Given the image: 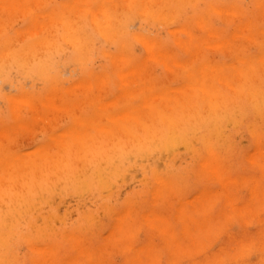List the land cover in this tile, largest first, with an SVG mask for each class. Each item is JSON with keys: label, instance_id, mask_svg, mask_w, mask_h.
I'll use <instances>...</instances> for the list:
<instances>
[{"label": "rangeland", "instance_id": "1", "mask_svg": "<svg viewBox=\"0 0 264 264\" xmlns=\"http://www.w3.org/2000/svg\"><path fill=\"white\" fill-rule=\"evenodd\" d=\"M5 1L0 0V4H1V7H0V25L2 23H4L0 27L1 28L0 34L3 32L2 33L3 35H1L2 38L0 36V63L3 64L2 66L0 64V90H1L0 91L1 92L0 93V106H1L0 107V110H1L0 117H2V118H0V124H1V126H0V138H1L0 153L2 154V157L0 156V185H1L0 186V192H1L0 193V210H1L0 211V218H1L0 219V244H1L0 252L2 253V254L0 253V257L3 256L2 259L0 258V264H6V263L7 264H9V263L10 264H30V263L31 264H46V263L52 264V262H53V264H79V263L80 264H86V262H87V264H94V263L95 264H125L126 260H127L126 264H133V263L138 264V261H140V258H141V263L139 262L140 264H172V263L173 264H195V263L198 264L199 262H200L199 264H203V262H204V264H206V263L209 264V262L212 264H215V263L216 264H264V258H263V256H264V228H262V227H264V170H262L260 172V170L262 168L264 169V167H262V166H264V164H263L264 163V121H263L264 120V113H263L264 112V97H263L264 96V53H263L264 52V48H263L264 47V0H207V1L206 0H167V1L165 0V2L163 0H157V1L156 0H150V1L149 0H138V1L137 0H124V2L120 0L126 6L128 5L127 9H129V10H127L126 7L124 6V4L121 2H120V5L118 2L117 5H119V6H116L115 2H117L119 0H114V1L113 0H111V1L110 0H74V1L73 0H43L44 2L38 0V1H40V3L37 0H36V2H35V0H29V1L27 0L28 4H26L27 3L26 0H18L19 1L18 3H15V2H17V0H15V1L13 0L14 2L12 0L11 1L5 0ZM97 1H99L98 4H97ZM125 1H128V2L125 3ZM132 1H133V3H132ZM139 1L141 2V4L137 3ZM145 1L147 3H145ZM148 1H149V4H148ZM151 1H154L153 3H155V6L152 7V5H154V4H150ZM159 1L160 2L163 1L164 2L163 5ZM21 2H22V5L20 4ZM111 2L112 3L114 2L113 5L111 4ZM12 3H14V4L12 5ZM41 3H44V4L42 5ZM105 3L110 4V6L112 5V8L115 7V11L111 10V7L109 8L108 7L109 5L105 4ZM35 4H38V6H36L37 9L34 6ZM39 4H41V6ZM122 4H123V6H121ZM145 4L147 6L149 5L148 6L149 8ZM160 4L162 5L161 7H160ZM83 5L86 8L83 7ZM28 6H30V9H29L30 12L29 13H27ZM42 6H44L45 8H43ZM96 6L101 10H99ZM102 6H104V7H102ZM133 6H134V8H133ZM139 6L141 7V9ZM144 6H146L148 8V11L144 9L145 8ZM164 6H166L167 10ZM32 7H33V9L34 8L36 9V10H34V11H36V14L34 11H33L34 13L32 12V10H33ZM41 7L43 9H41ZM71 7L73 8V11H72ZM90 7L92 10L90 9ZM106 7H107V9H105ZM135 7H136V9H135ZM214 7H216V9H217V13H216V9ZM18 8L20 9V11ZM102 8H104V9H102ZM117 8H118V10H117ZM122 8H123V10L124 9H126V10L123 11ZM152 8L155 12L152 11ZM169 8H170V10H168ZM13 9H15L14 11L17 10L16 13L14 11H12ZM51 9H52V11H51ZM63 9L65 10V12L67 10L66 13H68V14H66V15L68 18L66 17ZM160 9H163V10H160ZM133 10H135V11L137 10L136 11L137 14H134L135 12ZM156 10L158 12H156ZM18 11H19V13H18ZM23 11L26 13L23 14L24 13ZM138 11H139V13H138ZM145 11H147V12H145ZM166 11L168 12L167 13L168 15L166 14ZM21 12H23V13L20 14ZM47 12H49L51 16H53L55 14L54 17L56 19H58L59 17L60 18L62 17V20L63 19L64 20L63 21L61 20L62 23H60L59 20L57 21L56 19H53L54 17L52 19H49V18H51V16ZM60 12L62 13V15ZM97 12H99L100 15ZM148 12H149V16H148ZM13 13L18 14L19 16L18 15L16 16L14 14V17L15 16L16 17L11 18L12 17L11 15ZM57 13H59V15H56ZM96 13L98 14L97 15L98 18L96 17ZM111 13H113V14H111ZM131 13H132V15H131ZM144 13H147V15ZM154 13H156V14H154ZM169 13H170V15H169ZM218 13H220V14H218ZM46 14L49 15L50 17L45 16ZM74 14H76V15H74ZM80 14H82V15H80ZM164 14H165V16H164ZM23 15H25V16H23ZM34 15L35 16L37 15V18L41 17L40 21L38 20L39 22L37 21L36 22L37 24H35V25H34V22L36 21V17L34 19ZM91 15H92V17H91ZM102 15H103V17H102ZM116 15L117 16L119 15L120 19H119V17L117 18ZM121 15H123L125 18L122 17ZM134 15H136V16H134ZM143 15L147 16L148 19L146 17L144 18ZM154 15H157V16H154ZM22 16L24 19L22 18ZM28 16H30V17H28ZM70 16L72 18L74 16L73 20L71 19ZM75 16H76V18H75ZM167 16H168L169 20H167ZM9 17H10V19H9ZM69 17L71 20L69 19ZM153 17H154V19H153ZM161 17L162 18L164 17V19H162ZM257 17L260 19H258ZM16 18H18V19H16ZM19 18H22V20H19ZM113 18H115V19L113 20ZM199 18H201V19L198 20ZM33 19H34V22L30 21ZM159 19L162 21H160ZM12 20H13V22H11ZM55 20H56V22H55ZM154 20H155V22H154ZM157 20L160 21V24H159V21H157ZM50 21L51 22L53 21L54 25L53 24L51 25V23H49ZM64 21H66V22H64ZM77 21H79V22H77ZM106 21L108 22V24L106 23ZM110 21H112V22L110 23ZM113 21L118 22V26H117V23L113 22ZM156 21H157V24H155ZM195 21H196V23H195ZM6 22H8L10 24L8 28H7L8 23H7V25H5ZM43 22H45V23L43 24ZM71 22H72V27L69 29V28H67V26L68 25L71 26ZM100 22H101V24H100ZM124 22H125V24H127L126 26H125ZM136 22H137V25H136ZM199 22H201V25ZM46 23H49L50 25H48ZM92 23H94L95 25ZM163 23H164V25H163ZM245 23L247 26L245 25ZM27 24H28V26H27ZM32 24H33V28H32ZM99 24L102 25V28H101V26H98ZM128 25H130V26H128ZM4 26H6V27L4 28ZM40 26L41 27L43 26L42 29L44 27L45 28L43 30H41ZM46 26H48L49 28ZM65 26H66V29H65ZM112 26H113V28H112ZM24 27H27V28H24ZM29 27H31L30 32L28 30ZM34 27H35V30H34ZM50 27H51V29H50ZM87 27H89V28H87ZM95 27H96V30L98 32L95 31V29H94ZM99 28H101L100 29L101 32L104 29L106 30V32L101 33ZM175 28H176V30H175ZM239 28H241V29H239ZM68 29L72 33H67V32H69ZM87 29H89L88 30L89 32L87 31ZM110 29L111 30L113 29V30L110 31ZM146 29H147V31H146ZM207 29H208V31H207ZM213 29L216 30L215 33H214V31H211ZM17 30H19V31H17ZM33 30H34V34L32 35L31 31H33ZM37 30H39V31H37ZM40 30L43 32L39 33V32H41ZM81 30H82V33H80ZM118 30H119V32H118ZM20 31L25 33L26 35L21 34V36H20L19 35L21 33ZM27 31H28L29 35H27L28 34ZM36 31H37V33H35ZM51 31H53V32H51ZM113 31L114 32L116 31V32L113 33ZM123 31H124V33H122ZM47 32H49L48 34H50V36L47 35V38H45V36H46L45 34ZM78 32L80 33V35ZM134 32L135 33L138 32V34L143 36L145 39L143 40V37L139 36L137 33L135 35H133ZM63 33L65 35H63ZM74 33L76 34V36L79 35L78 38L77 37L75 38ZM159 33H161V34L163 33L164 35L163 34L161 35ZM81 34H82V36H81ZM31 35H32V37H31ZM42 35H43L42 40H40ZM66 35L68 36L67 39L65 38ZM71 35H73L74 39H76V40H74L73 38H70ZM136 35H138V36H136ZM155 35H156V37H155ZM158 35H160V36H158ZM23 36H25V38ZM87 36H90L91 38L90 37L88 38ZM10 37L13 40H9ZM218 37H221L220 40ZM15 38L16 39L18 38V39L15 40ZM121 38H122V41H121ZM134 38H136V39H134ZM212 38L214 39V41ZM20 39H23V41ZM36 39H38V40H36ZM71 39L76 41L75 44L73 43V45H72V42H74V41H72ZM78 39H80L81 41H78ZM84 39L87 40V43ZM158 39L163 43H158L159 42ZM226 39H228V40H226ZM235 39H236V41H235ZM238 39H239V41H238ZM243 39L246 40L245 43H244ZM248 39H250L252 41H250ZM31 40H32V43H31ZM68 40H70V41H68ZM105 40L108 43H106ZM137 40H139L140 42H137ZM187 40L189 41V43ZM6 41H7V43L8 42L9 43L7 44ZM130 41L132 43H130ZM148 41H149V44H148ZM215 41H216V43H215ZM28 42L31 44H29ZM50 42L54 43V46H52L53 44ZM88 42H90V43L88 44ZM94 42H95V44H93ZM136 42L139 44H137ZM200 42H201V44H199ZM250 42H253V43H250ZM34 43H36V44H34ZM45 43H47V45H50L47 47H50L51 49L47 48L45 46L46 45ZM157 43H158V46H157ZM210 43H212V44H210ZM43 44H45L44 48L46 47L47 50L43 48ZM80 44H81V47H79ZM108 44H110V45L108 46ZM203 44H207V45L205 46ZM33 45L35 46V48H38V51H39L40 46H41V49H40L41 52L39 51L40 54L37 52L36 49H34ZM82 45H84V46H82ZM87 45H89V47H87ZM93 45H95V46L93 47ZM103 45H105V46H103ZM210 45L212 46V48H214V50L211 48ZM214 45H215V47H214ZM225 45L230 46V48L232 50H230V48L229 49L226 48L227 50L224 49V47H227ZM31 46H33V47H31ZM115 46H117V47H115ZM165 46L167 47V49ZM238 46H240V47L238 48ZM21 47H23V48H21ZM197 47H198V49H197ZM25 48L27 50H23ZM118 48H120V49L122 48V49L120 50ZM28 49H30V50H28ZM102 49H103V51H102ZM15 50L18 53L15 54V52H16ZM20 50H23L24 52H22ZM35 50H36V53H33V52H35ZM78 50H79V52H78ZM119 50H120V52H119ZM166 50H168V52ZM186 50H188V51H186ZM13 51H14L15 55H13V53H12ZM42 51H43V53H42ZM44 51L47 53V55L45 54ZM124 51H126V52H124ZM133 51H134V53H133ZM191 51L192 52L196 51V54H199V53L200 54L196 56L195 53L194 52L192 53ZM29 52H30V54L32 53L33 56L38 54L39 56H41V58L38 55L34 56V57H32V55L26 56V55H28ZM115 52H117V53H115ZM22 53H23V55H22ZM136 53H138V54L140 53V55L138 56V54H136ZM151 53L154 55V57H153V55H151V56L149 55ZM80 54L82 56H80ZM116 54H117V57H116ZM122 54H123V57H122ZM251 54H253V55H251ZM17 55H19V58H17L18 57ZM75 55H76V58H75ZM84 55H87V57ZM99 55L100 56L102 55V56L100 57ZM118 55H120L121 57L120 56L118 57ZM175 55H176V57H175ZM259 55H260V57H262L263 63H261V61H258V60H261V59H259L260 58ZM2 56H3V58H1ZM13 56H15V59ZM24 56H26V57H24ZM43 56L45 57V59ZM146 56H147V58H146ZM148 56H150L151 59L148 58ZM235 56H237V57H235ZM67 57H68V59H67ZM179 57H180V59H179ZM190 57H191V60H190ZM12 58L14 60H12ZM22 58H25V59H22ZM117 58L120 60H117ZM187 58H189V59H187ZM192 58H193V60H192ZM241 58H244V59L242 60ZM247 58H249V59H247ZM250 58H251V60H250ZM38 59L41 60L40 62L43 63L44 65L39 63ZM130 59H131V62H130ZM19 60H22V61H20L21 64L26 61L25 64L23 63L24 67H23V64L22 65L19 64L20 66L17 65L19 63L18 62ZM59 60H60V62H59ZM134 60H136V62ZM181 60H182V62H181ZM184 60L185 61L188 60V61H186L188 64L185 63ZM78 61H79V63H78ZM142 61H144L146 64ZM183 61H184V63H183ZM205 61L206 62L210 61L211 63L210 62L206 63ZM58 62L61 65V67H60V65L57 66ZM73 62H76V63L73 64ZM82 62H84V63H82ZM140 62L142 65L140 64ZM151 62H153V63H151ZM225 62H226V65H224ZM30 63H31V65H30ZM77 63H78V65H77ZM120 63H122L121 66L119 65ZM198 63H199V65H198ZM6 64L9 67H5ZM113 64H114V66H113ZM138 64L141 66V68ZM205 64H207V68L205 67L206 66ZM216 64H219V65H216ZM90 65L92 66V68L90 67ZM261 65H263V66H261ZM11 66H13V67H11ZM128 66H129V68H128ZM172 66H174V67H172ZM187 66H188V68H187ZM212 66H214V67L212 68ZM2 67H3V69H2ZM100 67H102V68H100ZM193 67H195V68H193ZM234 67H235V69H233ZM32 68H33V70H32ZM39 68H40V70H39ZM47 69H48V72L45 71ZM213 69L216 72H213L212 71ZM238 69H242L241 72H240V70L238 71ZM63 70H65V72ZM99 70H101V71H99ZM114 70H116V71H114ZM170 70L172 73L170 72ZM201 70L203 71V73L207 71L208 73L207 72L206 73L208 75H204V77H202L203 73H200V72H202ZM236 70L238 71V74H237ZM20 71H22V74ZM29 71H30V74L28 73ZM60 71H61V73H60ZM189 71L191 74L187 73ZM244 71H245V73H244ZM39 72H42V75ZM247 72H249L250 75L247 74ZM47 73H49V74H47ZM216 73H217V75H216ZM218 73H220V75ZM56 74H59V75L56 76ZM94 74H96V75L94 76ZM28 75H30V76H28ZM48 75H50V76H48ZM60 75L63 77V78L61 77L62 80L60 78ZM100 75H103V78H101L102 76L98 78V76H100ZM167 75L169 76V79L167 78ZM170 75H172V76L170 77ZM39 76H41V79L43 78L44 80H40ZM76 76H77V78H76ZM193 76H194V79L196 77H198V79L196 78V80H194ZM245 76H247V77H245ZM252 76L254 77V79ZM71 77H73V78H71ZM90 77H91V79H90ZM94 77H95V79H94ZM142 77L145 80V82L147 83L148 87H144L147 85L145 83H144L145 85L143 84L144 81L142 82ZM146 77L148 79H145ZM200 77L203 78L204 81H201L202 79ZM219 77L223 78L222 83H219V82H221V79H222ZM243 77H245V78H243ZM249 77H252V80L251 79L249 80ZM26 78H28V79H26ZM32 78H33V80H32ZM52 78H53V80H52ZM96 78L99 81H97ZM170 78H172V79H170ZM190 78H192V79L190 80ZM57 79H59V80H57ZM218 79H219V81H218ZM235 79L236 80L238 79V81L242 80L243 82L242 81L241 82L235 81ZM243 79L246 81H244ZM254 80H256V81H254ZM22 81L23 82L27 81V82L23 83ZM53 81H55L56 84L55 83L50 84V82L52 83ZM95 81L98 82L99 85L95 84L96 83ZM103 81H106V82H103ZM206 81H208V84ZM149 82H152L153 84L156 83V84L154 86V85H151L152 83L149 84ZM164 82H166V84H164ZM186 82H188V83L186 84ZM237 82H238V84H241V87H239L240 85H237ZM108 83H109V87L107 86L108 87L107 88L105 84L108 85ZM189 83H190V85H189ZM204 83H206L208 85V86L206 85L207 88L205 87ZM224 83H226V84L224 85ZM86 84H89V85L86 86ZM114 84H116V85H114ZM171 84H173V87ZM54 85H55V87H53ZM56 85H58V86H56ZM120 85H121V87H120ZM184 85H185V87H187L189 85V88L187 87L188 92H185V95H184L183 89L185 91H187V88H185ZM197 85H198V87H197ZM200 85L203 86L202 89L200 88L201 87ZM231 85H232V90L230 91ZM76 86H78V91H76L77 90ZM85 86L88 88H85ZM97 86H98V88H97ZM152 86H154V87L152 88ZM191 86L194 88H192ZM251 86H253V87L251 88ZM11 87H12V89H11ZM27 87L30 89H28ZM89 87H90V89H89ZM95 87L97 89H95ZM138 87H140V88L142 87V88L138 89ZM167 87L169 90L172 87L171 91L168 92V93H170V95H172L175 91H176L175 96L180 94L178 96L182 97L181 94H183V96H184V97H182L183 102H181L182 99H179L180 98L179 97L178 98V100H180L179 104L176 105L175 103L176 102L178 103V101H177V98H174L175 97L174 95H172L170 98L171 102L168 99L170 104L168 101L165 102L167 100V98L169 97V94H167V90H168ZM204 87L206 88L205 90H203ZM15 88H16V90H15ZM31 88H34V89L32 90ZM44 88H46V89H44ZM91 88L93 90L94 89L96 90V91L95 90L93 91L94 94L92 93ZM122 88L123 89L126 88L127 90L124 92L125 89L123 90ZM147 88L149 89V91ZM190 88H192L193 90ZM198 88H200V90ZM213 88H214V90H213ZM255 88L256 89L258 88V91H261L260 92L261 95L259 94V92ZM79 89H80V91H79ZM84 89H87V90H85L86 92L84 91ZM250 89H252V90L250 91ZM37 90H38V92H37ZM57 90H59V91H57ZM99 90H100V92H98ZM131 90H133V91L130 92ZM139 90H140V93H139ZM181 90H182V93H181ZM253 90L254 91L256 90V91L254 92ZM25 91H26V93H24ZM83 91L85 92V94H84L85 96L83 95V93H84ZM101 91H103V92H101ZM203 91H205V92H203ZM209 91H211V92H209ZM126 92H127V95H126ZM153 92H155V93H153ZM201 92H203V93H201ZM247 92L250 93L248 96L251 100L247 97ZM17 93H18V96H20V97L14 96ZM45 93L47 94V97H46ZM49 93H52V94H49ZM88 93H90V95ZM100 93H102V94H100ZM189 93H191V94H189ZM209 93H211V96L205 98L206 97L205 95L208 96ZM212 93L214 94V98L212 97L213 96ZM216 93H218V94H216ZM252 93H255V94H252ZM144 94H146V95H144ZM157 94H158V96H163L165 94L164 97H166L167 95H168V97H166V100L163 97L156 99V101H158V102L154 103L153 102L154 100H152V99L156 98ZM32 95H34V96H32ZM48 95H50V96H48ZM64 95H66V96H64ZM73 95H74V97H72V100H71V96H73ZM143 95H144V97H143ZM149 95L151 98L149 97ZM154 95L156 97H154ZM202 95L204 96V99H203V97H201ZM251 95H252V97H251ZM10 96H13V97H10ZM75 96H77V97L75 98ZM93 96H95V97H93ZM103 96H105V97H103ZM114 96H116V98ZM152 96H153V98H152ZM220 96L221 97L223 96V98L221 99ZM5 97H7V98H5ZM37 97H39L40 99ZM82 97H83V99H82ZM91 97L94 98L95 100L93 101V99ZM172 97L174 98V100L176 99V101H174L173 104H172V102H173ZM13 98H14V101H16V102L12 101ZM17 98H18V100H17ZM47 98H49V101H47L48 100ZM77 98H79V99H77ZM88 98H89V100H88ZM73 99H74V101H73ZM103 99L106 100L107 103L105 101H103ZM113 99H115L116 101L114 102ZM123 99H125V101ZM129 99H131V100L129 101ZM207 99L208 100L211 99L212 100L211 102L215 105V106L213 105L214 108L210 109L212 111L208 110L209 109L208 107H210V106L207 107V103H209L210 100L208 102ZM216 99L217 100L220 99V100H218V102L220 101V103H217ZM25 100H26V102H24ZM56 100H57V102H56ZM64 100L66 102H64ZM78 100H79V105L81 104V102L84 103V104L82 103L83 104L82 107L81 106L79 107ZM108 100H110V101H108ZM146 100H148L147 105L150 104L149 102L154 103L153 105H155L156 103L157 104L159 103L160 106L158 105L157 111L160 113V117H157V113H155L156 110H154L152 108V105L147 106L145 103L143 105V102ZM221 100H222V102H221ZM69 101H73V102H69ZM214 101H216V102H214ZM17 102H19L18 103L19 107L17 106ZM27 102H28V104H27ZM29 102H30V104H29ZM113 102H114V105L116 102H118L116 104L117 106L112 105ZM189 102L191 105L189 104ZM42 103H44L43 106H42ZM46 103H47V105H45ZM69 103L71 105H69ZM95 103H97L98 105ZM165 103H167V104L165 105ZM204 103H206V104L204 105ZM49 104L51 106H49ZM100 104H101V106H100ZM218 104H220V105L222 104V106H219ZM260 104H261V106H259ZM58 105L61 106L62 108H59ZM64 105H66V106H64ZM145 105H146V108H148V109L150 108L149 109L150 112H151V110H154V111H152V113L154 112V115L152 113H148V114H150L151 117L156 116V118H152V120H150L151 117H149V115L146 114L147 112H149V110L144 107ZM156 105H155V107H156ZM167 105H170V106H168V107H170V109L168 107H167L168 109L165 108V110L161 109L163 106L165 107ZM180 105L183 107L181 108ZM209 105H211V107H212V104H209ZM217 105L219 107H217ZM234 105H235V107H234ZM37 106H39L40 108ZM104 106H107V107H104ZM128 106H129V108H128ZM173 106L176 109V110L174 109L176 111V112L174 111L176 114H173V116H172V117H174L175 122H174V120H171V117H170V119L166 117L167 113L172 112V110L174 108ZM184 106L186 108H184ZM195 106H197L198 108ZM241 106H243L242 107L243 109L240 108ZM16 107L21 108V109H18V108L16 109ZM51 107H53V108H51ZM64 107H66L65 112H63L64 110H62ZM97 107L99 110L97 109ZM103 107L105 108L106 111H104V110L102 111V109H104ZM177 107H180L179 113H177V111H178ZM191 107H192V109H190ZM206 107L208 108L207 110H206ZM220 107H221V109H220ZM227 107H228V109H226ZM260 107H261V109H260ZM80 108H81V110H80ZM171 108H172V110H171ZM238 108H239V110H238ZM257 108L260 111H262V109H263L262 116H261V112H259L257 110ZM68 109H69V111H68ZM123 109H125V111ZM214 109L216 111H214ZM66 110L69 112L68 114H66L67 113ZM223 110H224V112H221ZM246 110H247V112H246ZM78 111L80 113H76ZM127 111L128 112L130 111V113L128 115H127V113H128ZM134 111H136V112L134 113ZM163 111L166 113V115L163 113ZM180 111L183 113L184 116L182 115V113ZM187 111L188 112L190 111L191 113L190 112L189 113L192 116H190L189 113H187ZM192 111L196 115V117H194L195 115L192 113ZM227 111H228V113H226ZM231 111H233L232 115H231V113H232ZM2 112H3V114H2ZM113 112H116V114L114 115ZM122 112H125L124 116H123ZM174 112H172V113H174ZM201 112L202 113L205 112V114H202ZM208 112H209V114H208ZM215 112H216L218 117H216V114L215 115L211 114V113H215ZM236 112H238V114ZM14 113H16V114H14ZM118 113H120L123 117H126V115H127L126 118L127 119L129 118V120L124 118V123H127L128 121H130V124L131 123L132 124L131 125L129 123L128 124L130 126L133 125V128L129 127L127 129L126 127L129 126L127 124H126V127H124L125 124L123 126V124H122L123 121H121V120H123V117H121V115ZM185 113H187L188 116H186L187 114L185 115ZM219 113H221L222 115L224 114V115L222 116ZM76 114H78V115H76ZM108 114H109V116H108ZM143 114L147 115L146 121L144 119H142V118L146 119V116L144 117ZM226 114H227V116H226ZM80 115L83 118L86 116L85 118H89V120L85 121L86 119L84 120L81 117L79 118ZM105 115H107L108 118H111V119H108ZM141 115L143 116L142 118H141ZM201 115L203 116V118ZM204 115H206V116H204ZM102 116L104 118H102ZM162 116H164L165 119H164V117L161 118ZM175 116H178L177 117L178 119ZM199 116H201V117H199ZM220 116H222L223 119ZM36 117H38V118L36 119ZM112 117H113V119H112ZM119 117H120V119L122 118L120 121L117 119ZM134 117L136 120L138 117L140 118V121L137 120V122L134 123L135 126L133 124V122L135 121ZM211 117L216 119L215 120L216 125H218V127L220 129H218V130H217V128L214 129L217 126L215 125L214 119H212ZM226 117H227V119H226ZM49 118L52 121L49 120ZM93 118L95 120H98V119L99 120L93 122L94 121V120H92ZM131 118H132L133 122L131 121ZM208 118H210L211 120ZM218 118H219V120H218ZM233 118H234V120L236 119V122H238V123H235ZM5 119L9 120V121H6ZM73 119H75L76 121H74ZM81 119H82V121H80ZM116 119L119 121V122L118 121H116V122H118L119 124L121 122V124H122L121 126L120 125L117 126V129L119 128L120 130L119 129L117 130L116 127L115 128L111 127V126L116 125V122H112L113 120L115 121ZM179 119H180V121H179ZM190 119H192V120H190ZM196 119H198V121ZM257 119H259V120H257ZM26 120H27V122H26ZM44 120H45V122H44ZM125 120H127V122ZM141 120H143V121H141ZM156 120H157V122H156ZM201 120H202V124H200ZM223 120H224V122H223ZM231 120H232L233 124L230 122ZM253 120H256V121H253ZM20 121H21V123H20ZM91 121L93 122L92 125H91ZM105 121L108 122V123L106 122L107 125H105L106 124ZM151 121L152 122L155 121L154 123L156 125L154 123H152ZM172 121H173V124H172ZM211 121H214V122L211 123ZM251 121L254 122V123L252 122L253 125H251ZM6 122L8 123V125ZM15 122H17V123H15ZM82 122L84 123V126H83ZM85 122L87 123V125L85 124ZM139 122H142V123L144 122L145 124L144 123L142 124ZM217 122H218V124H217ZM258 122L261 123L260 127L257 126V125H259ZM4 123H5V125H4ZM113 123H115V125ZM118 123H117V125H118ZM148 123L151 126H149ZM151 123L153 124V127L157 126L156 127L157 129L156 128L153 129ZM164 123H167V124L164 125ZM209 123H210V125H208ZM227 123L229 124V126H227ZM14 124H16V125H14ZM20 124H22V126ZM26 124L27 125L29 124V126H27V127L30 130H28V128L25 126L26 131H24L22 134L21 131H23L25 129L24 125H26ZM70 124H72L73 126L72 125L70 126ZM158 124H160V126H158ZM168 124L170 127L168 126ZM204 124L205 125L207 124L206 125L207 127ZM13 125H14V128H16L14 130V132H17L20 129L19 130L20 133H19V131H18V133H15V134L12 132L13 131ZM80 125H82V126H80ZM89 125H91V127ZM101 125H103V126H101ZM211 125H212V128L210 127ZM233 125H236V127ZM262 125H263V127H261ZM15 126L18 127V130H17V127H15ZM92 126H93V128H92ZM140 126H141V129H140ZM202 126H203V128H202ZM204 126L206 128H209V129L204 128ZM221 126L222 127L224 126V127L221 128ZM225 126H226V128H225ZM246 126H249V127L251 126V127L249 128ZM253 126H254V129H253ZM256 126H257V128L258 127L259 128L257 129ZM64 127H67V129ZM108 127H111V129H113V130H111ZM150 127H152V128H150ZM176 127H178V129H175ZM56 128H58L61 131H59ZM78 128L79 129L81 128L82 130L79 131ZM89 128H91V129H89ZM196 128L198 129L197 130L198 132L196 131ZM68 129H69V131L71 130L70 132H72L74 134L69 133ZM101 129H103V131ZM108 129H110L109 131H111L112 134H110L109 131L108 132L106 131ZM115 129H116V131H115ZM221 129H224V131ZM248 129H249V131H248ZM163 130H164V132H162ZM215 130H217L218 133L220 132L219 133L220 135L217 132H215ZM230 130H231V132H230ZM255 130H256V132H255ZM9 131H11L10 133H13V134H10ZM78 131L81 132V134ZM99 131H100V133H99ZM199 131H200V133H199ZM77 132H78V135L83 136V138H81L82 143L80 141L78 142V140H81V139L79 138L80 136L78 137V135H75V134H77ZM91 132L92 133L95 132L94 135ZM115 132H118V133H115ZM128 132H130V133H128ZM229 132H230V134H229ZM86 133H88L89 135L90 134H92V135L90 137H88L89 135ZM213 133H215V134L213 135ZM221 133H223V134H221ZM225 133H227V134H225ZM202 134L205 136H203ZM16 135H17V137H16ZM68 135H70V136H68ZM71 135H72V137H74V135H75L76 139L78 138V140L76 141L75 138L72 139ZM111 135H112V137H111ZM167 135L169 136V138ZM200 135L202 136V138ZM212 135H213V137H212ZM215 135H217L219 137L216 138ZM225 135H229V138H231V139H229L228 136H225ZM92 136H95V137L97 136L98 138L96 137L97 139L93 140L94 137L92 138ZM117 136H119V137H117ZM6 137H9V138H6ZM85 137H86V139H84ZM187 137H188V139H186ZM126 138H128V140ZM203 138H204V140H203ZM56 139H57V141H56ZM67 139H68V141H67ZM222 139H223V141H222ZM224 139H227V140L224 141ZM85 140H88L89 142L88 141L86 142ZM98 140H100V141H98ZM188 140H189V144H188ZM191 140L193 141V143ZM59 141H63V143H61V144H63L64 147L61 146ZM186 141H187V143H186ZM205 141L207 143L208 142L209 143L207 144ZM45 142L47 144H45ZM160 142H161V144H159ZM194 142H196V143H194ZM221 142H223V144ZM224 142H226V144H224ZM229 142H230V144H228ZM38 143H39V145H37ZM49 143H51L50 145L52 147L49 145ZM55 143H57L56 144L57 147L54 145ZM83 143L86 146H88V145L89 146L86 147ZM108 143H110V144H108ZM190 143H192L193 146L190 145ZM231 143H233V144H231ZM256 143H257V145H256ZM59 144H60V146H59ZM202 144L204 146L205 145L206 146L203 148ZM9 145H10V148H9ZM65 145H66V147H65ZM174 145H176L175 148H174ZM225 145H227L226 146V147H228L227 149H226ZM255 146H257V147L255 148ZM6 147L9 149H7ZM35 147H37V148H35ZM61 147H62V149H61ZM69 147L71 148V150ZM114 147H115V149H114ZM186 147L189 149H187ZM39 148H40V150H39ZM173 148L175 149V151ZM178 148H179V150H178ZM37 149L41 152H39ZM94 149H96V150H94ZM191 149L193 151H191ZM206 149L208 152H206ZM22 150H24V153L31 154V155L23 154ZM27 150H28V152H29V150H31V152H33V153H28V152H26ZM36 150L38 151V153H36V155H34L35 154L34 151H36ZM59 150H60V152L61 151L62 152L60 153ZM111 150H113V151H111ZM185 150H187V151H185ZM50 152H51V154H50ZM54 152H56V153H54ZM168 152H169V154L167 155ZM214 152H215V154H214ZM219 152H220V154H219ZM162 153H163V156H162ZM175 153H177V154H175ZM165 154H166V156L171 155V157L167 158L165 156ZM5 155H7L8 157ZM67 155H69V156L66 157ZM3 156H5L4 158H6V160L3 158ZM143 156L146 158H144ZM147 156H148V158H147ZM18 157H19V159H18ZM57 157H58L59 161L57 160ZM69 157L70 158L72 157L71 158L72 160ZM2 158H3V160H1ZM62 158H64V159H62ZM159 158L161 160H163L164 158H166V159H164L163 163H162L161 160L159 161ZM171 158H173V159H171ZM195 158L197 160H195ZM31 159H33L34 161ZM35 159H36V161H35ZM149 159L151 160L152 164L149 162ZM61 160H63V162ZM214 160L216 161L215 163H217L216 165L214 163ZM167 161H168V163H166ZM258 161L260 162V164H263V165L261 166ZM27 162L29 164H31L32 166L27 164ZM58 162H59V164H58ZM158 162H160L162 164L161 167H158V166H160L159 165L160 163H158ZM202 164H204V165H202ZM213 164L215 165V167H213L214 166ZM256 164L259 166V168H258V166H256V168H255ZM17 165H19V166H17ZM23 165H29L28 167L26 166L28 169L26 167H23ZM162 166H163V168H162ZM193 166H195L196 169H194ZM25 168L27 170H25ZM69 169H70V171H69ZM67 170H68V172H67ZM137 170H139V172ZM182 170H184V171H182ZM194 170L196 172H194ZM2 171L5 172L6 174L3 173ZM63 171L65 174L63 173ZM21 172L24 174H22ZM168 172H170L171 174H169ZM184 172H186L185 175H184ZM193 172L196 173V176H193L194 175ZM256 172H258V173H256ZM27 173H29V174L27 175ZM57 173L60 175H58ZM178 173H180L181 176ZM152 174H153V177H152ZM177 174L179 175L180 179L178 178ZM155 175H156V177H155ZM170 175H171V177H170ZM166 176L168 177V179L171 180V181L169 180L170 182L167 181L168 179H165ZM188 176H190V178H188ZM126 177H129V178L127 179ZM181 177H183V178H181ZM192 177H193L194 181L192 180ZM197 177L199 180L197 179ZM241 178H242V180H241ZM118 179L122 180V181H119ZM141 179H142V181H141ZM181 179H183V180H181ZM195 179H197V180H195ZM159 180H160V182H159ZM172 180H174V182H176V183H174ZM176 180L179 181L178 184H177ZM210 180H211V182H209ZM155 181H157V182H155ZM161 181H163L164 183H165V181H167V182H166V184H164ZM180 181H182V183ZM168 183L171 184L170 187L168 186L169 185ZM183 183H185V184H183ZM186 183L188 185L190 183V185L188 186V185H186ZM201 183H203V184H201ZM24 184H25V186H24ZM148 184H150V185H148ZM154 184H155V186H154ZM162 184L164 185V187ZM181 184L184 186H182ZM158 185H159V187H158ZM172 185H174V187H175L174 188V190H175L174 195L177 194L175 196L173 195L174 190H173V188H171V187H173ZM175 185L176 186L178 185L177 188ZM145 186L147 187V189ZM153 186L155 187L154 190H153V188H154ZM166 186H168L167 190L165 189ZM210 186H212V187H210ZM183 187L184 188L186 187L187 190L184 189ZM156 188H158V190ZM159 188L161 189L162 193H163L162 189H165L164 194H162L160 192H159L160 194H155V193H158L157 191H160ZM170 188H171V190H170ZM123 190H124V192H123ZM168 190H169V192H168ZM182 190H183V192H182ZM171 191H173V192H171ZM252 191H255V192L253 193ZM7 192H9V193H7ZM212 192H213V194H212ZM251 192H252V194H251ZM109 193H110V195H109ZM111 193L113 194V196L111 195ZM182 193H184V194H182ZM210 193H211V195H207ZM151 194H153V195L155 194V195L153 196ZM168 195L170 196V198ZM205 195H207V197ZM81 196H83V198ZM155 196L156 197L162 196V197L161 198L158 197L156 199ZM180 196H182V197L180 198ZM208 196L210 199L208 198ZM228 196H229V198L227 199ZM86 197H88V198H86ZM172 198H174V199H172ZM206 198H208V199H206ZM165 199L168 201H166ZM66 200H68V201H66ZM135 200H137L138 202H135ZM150 200L155 201V204L153 203V201L151 202ZM179 200H181V201H179ZM184 200L185 201L187 200L186 201L187 203ZM195 200H197V203H195L196 202ZM133 201H134V203H137V204L134 205ZM139 201H142V202L139 203ZM198 201H200L201 204L204 203L203 206ZM81 203L84 205H82ZM30 205H32V206L30 207ZM181 205L184 206V208H182ZM35 206L37 207V210H36ZM109 207H111V208H109ZM119 208H120V210H119ZM125 208H126V210H125ZM133 209L135 212L132 211ZM198 209H200V210L198 211ZM28 210L30 212H28ZM114 210H115V212L117 210V212L111 213ZM202 211H204V212H202ZM3 212H4V214L2 215L1 213H3ZM107 212H108V214H107ZM146 212H148V213L150 212V213L148 214ZM189 212L191 213L192 217L194 216L193 217L194 219L190 216ZM199 212H202V213H199ZM184 213H186V214H184ZM192 213L194 215H192ZM197 213H199V215H197ZM20 214H22V215H20ZM110 214H111L112 218L109 217ZM144 214L146 216L142 217V215H144ZM212 214H214V215H212ZM9 215H11L12 218H11V216L9 217ZM134 215H136V216H134ZM148 215H149V217H148ZM154 215L156 216L155 218H154ZM182 215L185 217V219L183 218ZM186 215H189V216L186 217ZM200 215H202V216H200ZM129 216H130V218H128ZM132 216H134V217H132ZM175 216H177V217H175ZM198 216H200V217H198ZM99 217L101 219H98ZM119 217H120V219H118ZM148 218L150 219L149 223H147ZM186 218H187V220H186ZM208 218H209V221H208ZM211 218L213 219V221ZM216 218H218V220ZM61 219H62V221H59ZM200 219H202V221L203 220L205 221V222L203 221L204 226H203V223ZM97 220H98V222H97ZM120 220H124V222L120 221ZM192 220L194 222L195 221H197V222L201 221L202 224L200 223V225H198V223H197L198 229H197L196 224H195L196 222L194 223ZM168 221L169 222L171 221V226L175 230L172 227L171 228L168 227V226H170V225H167L169 223ZM184 221H186V222H184ZM189 221L190 222L192 221V222L189 223ZM106 222L108 224H106ZM122 222H123V224H122ZM206 222H207V224H206L207 226L205 227ZM6 223L8 225H6ZM118 223H120V225L122 224L123 227L118 225ZM11 224L14 227H10ZM104 224H105V226H102ZM134 224H135V226H132ZM3 225H5V226H3ZM174 225H175V227H174ZM188 225H189V227L192 225L193 226L189 228V227H187ZM47 226H49V227H47ZM52 226H54V227L51 228ZM97 226H99V227L97 228ZM110 226L113 228L111 229ZM107 227L109 230H107ZM116 227H119V229ZM121 227L126 229V230L120 229ZM75 228H77V230ZM155 228H157L159 231L155 230ZM176 228H178V229H176ZM191 228L193 231L189 230ZM40 229L41 230L44 229V230L41 232ZM97 229H99V230H97ZM114 229L116 231L115 234L113 233V232H115ZM134 229H135V231H134ZM194 229H195V233H193V234L191 233L192 236H190L189 232L190 231L194 232ZM49 230H51V231H49ZM64 230H66V231H64ZM67 230H68V232H67ZM112 230H113V232H112ZM127 230H129V231L127 232ZM152 230H154V232ZM107 231L112 232L114 235H111L110 232H107ZM121 231L123 233H121ZM244 231H245V234H244ZM4 232H5V234H4ZM39 232H41V233H39ZM44 232H45V236H44ZM62 232H63V234H62ZM69 232H71V233L69 234ZM94 232H95V234H94ZM90 233L92 235H90ZM97 233L98 234L100 233V236ZM128 233H130L131 235ZM152 233H154V235ZM41 234H42V236H41ZM77 234L79 236H77ZM127 234L129 236V238L131 239V240L129 239V241L127 238H124L125 235L127 236ZM132 234L134 237L132 236ZM182 234H183V236H182ZM230 234L232 236H230ZM4 235H7V236L9 235L10 237L8 236V239H7V237ZM22 235H23V238H22ZM61 235L63 237H61ZM75 235H76V237H75ZM51 236L53 237V239ZM70 236H72V237H70ZM96 236L99 238H97ZM115 236H116V240H115L116 243L114 241ZM117 236H119V238H117ZM122 236H124V237L122 238ZM233 236H234V238H232ZM103 237H105V238H103ZM111 237H112V239H111ZM182 237H183L184 241L182 240ZM26 238H28V239H26ZM44 238H46V240ZM94 238H96L98 241H96V239H94ZM161 238H163L164 240ZM108 239H109V241L113 240L112 243L111 242L106 243L105 241H107ZM117 239L120 240V243L121 242L123 243V246H122V243H121V246H116L117 243H118V245H120V243L118 242ZM123 239H124V241H123ZM126 239L128 242L126 241ZM166 239H167V241H166ZM176 239L180 240L181 242L183 241L184 243L183 242L182 243L184 245H182V243L180 241L178 243H174V240H175V242L177 241ZM185 239H186V241H185ZM243 239H245V240H243ZM10 240H11V242H10ZM85 240L87 243L85 242ZM240 240H242V241L240 242ZM74 241H75V243H74ZM103 241L105 243H103ZM132 241H134V242H132ZM168 241L170 242V245H169ZM230 241H232V242H230ZM3 242H5L6 244ZM37 242H38V244H37ZM109 243H111L110 245H112V246H110ZM126 243H129L130 245L128 244V246H127ZM32 244L34 246H32ZM88 244H89V247H88ZM99 244L100 245L104 244V245L100 246ZM148 244H150L151 246ZM106 245L112 247V248L109 247L111 250H109ZM124 245H125V247H127V248L129 247V248L126 249V252L123 253L122 251L125 250V249H123V248H125ZM39 246H41V247H39ZM51 246H53V247H51ZM85 246H87L88 249L83 248ZM104 246H105V248H103ZM143 246L146 248H144ZM147 246L148 247L150 246V248H148ZM44 247H46L47 250L44 249ZM55 247L57 249H55ZM81 247L83 248V250ZM182 247H183V250L180 249ZM51 248H53V249H51ZM73 248L76 250V252ZM79 248H81L80 250H82V251H80ZM141 248H144L145 251L146 250L147 251L145 252L144 249H141ZM77 249L80 251V253L82 255L79 253V251ZM112 249H114V250H112ZM178 249L180 251L179 252L180 254H178ZM52 250H53V253H54V251H56L55 257H54V255L52 256ZM91 250H94L95 253L97 252L96 253L97 255L94 254V252ZM106 250L109 254L106 252ZM118 250L119 251L122 250L121 251L122 254ZM134 250H136V251L133 252ZM173 250H174V252L171 253V251H173ZM141 251H143V252H141ZM169 251H170V253H169ZM74 252L77 254H75ZM87 252L88 253L90 252V254H88ZM136 252L138 254H140V255L137 254L138 259L135 255ZM128 253H131V254H128ZM188 253H191L193 256L191 254L188 255ZM218 253H220V254H218ZM39 254H41V255H39ZM105 254H106V256H104ZM145 254H146V258H145ZM5 255H6V258H4ZM11 255H12V257H11ZM87 255H88V258H87ZM91 255L93 257H91ZM102 255L106 258V260H105V258L102 257ZM132 255H135V256H132ZM213 255H215V256H213ZM48 256H50L49 259L52 257L50 260L51 263L49 261H47ZM74 256H75V258H73ZM129 256H130V258H129ZM53 257H54V259H53ZM89 257H91V258H89ZM98 257H99V260L97 259ZM33 258L35 259V261ZM41 258H42V260H41ZM81 258L84 260H82ZM112 258H113V260H112ZM177 258H178V260H177ZM211 258H213V259H211ZM220 258H221V260H219ZM14 259H17V260H15L16 262H14ZM31 259H33V260L31 261ZM52 259H53V261H52ZM89 259L90 260L92 259V260L90 261ZM146 259H149V260L146 261ZM88 260L90 262H88ZM143 260L145 261V263H142V262H144ZM173 260H175V261H173ZM3 261L6 263H4ZM8 261H10V262H8ZM108 261H110V262L108 263ZM82 262H84V263H82Z\"/></svg>", "mask_w": 264, "mask_h": 264}, {"label": "bare ground", "instance_id": "2", "mask_svg": "<svg viewBox=\"0 0 264 264\" xmlns=\"http://www.w3.org/2000/svg\"><path fill=\"white\" fill-rule=\"evenodd\" d=\"M1 1H5V0H1ZM10 1H11V0H10ZM12 1H13V0H12ZM14 1H15V0H14ZM14 1H13V2H14ZM28 1H29V0H28ZM37 1H38V0H37ZM40 1L44 2L43 0H40ZM40 1H38V2L40 3ZM73 1H74V0H73ZM110 1H111V0H110ZM113 1H114V0H113ZM121 1L124 2V0H121ZM121 1L119 0V1L115 2V3H116L115 5H116V6H119ZM137 1H138V0H137ZM149 1H150V0H149ZM149 1H148V4H149ZM156 1H157V0H156ZM163 1L165 2V0H163ZM163 1H162V2L159 1V2L163 5V3H164ZM166 1H167V0H166ZM206 1H207V0H206ZM5 2H6V1H5ZM18 2H19V1L17 0V2H15V3H18ZM26 2H27V0H26ZM31 2H32V1H31ZM35 2H36V0H35ZM38 2H37V3H38ZM98 2H99V1H97V4H98ZM118 2H119V5H117ZM123 2H121V3H123ZM126 2H128V1H125V3H126ZM143 2H144V1H143ZM153 2H154V1H151V2H150V4H154V5H152V7L155 6V3H153ZM169 2H170V1H169ZM103 3H104V2H103ZM113 3H114V2H113ZM113 3L111 2L112 5H113ZM132 3H133V1H132ZM137 3L141 4L140 1L137 2ZM145 3H147V2L145 1ZM182 3H183V2H182ZM13 4H14V3H12V5H13ZM20 4L22 5V2H21ZM20 4H19V5H20ZM23 4H24V3H23ZM26 4H28V2H27ZM41 4L43 5L44 3H41ZM41 4H39V5L41 6ZM49 4H50V3H49ZM101 4H102V3H101ZM105 4H108V3H105ZM123 4H124V3H123ZM123 4H122L121 6H123ZM156 4H157V3H156ZM161 4H160V7L162 6ZM166 4H167V3H166ZM199 4H200V3H199ZM10 5H11V4H10ZM92 5H93V4H92ZM102 5H103V4H102ZM108 5H109V6H108L109 8L111 7V10H114V11H115V7L112 8V5H111V6H110V4H108ZM145 5H146V4H145ZM215 5H216V4H215ZM8 6H9V5H8ZM34 6L36 7V6H38V4H35ZM34 6H33V7H34ZM45 6H46V5H45ZM124 6H125L126 9H127V6H128V5L126 6V5L124 4ZM146 6H147V5H146ZM146 6H144V7H145L144 9L148 11V8H149L148 6H149V5L147 6L148 8H147ZM169 6H170V5H169ZM173 6H174V5H173ZM0 7H1V4H0ZM33 7H32V9H33ZM42 7L45 8L44 6H42ZM42 7H41V9H43ZM83 7H85V6L83 5ZM92 7H93V6H92ZM96 7H97V6H96ZM96 7H95V8H96ZM102 7H104V6H102ZM139 7H140V6H139ZM160 7H159V8H160ZM164 7L166 8V6H164ZM171 7H172V6H171ZM201 7H202V6H201ZM2 8H3V7H2ZM20 8H21V7H20ZM25 8H26V7H25ZM38 8H39V7H38ZM69 8H70V7H69ZM71 8H72V7H71ZM80 8H81V7H80ZM80 8H79V9H80ZM85 8H86V7H85ZM97 8H98V7H97ZM133 8H134V6H133ZM157 8H158V7H157ZM157 8H156V9H157ZM165 8H164V9H165ZM214 8L216 9V7H214ZM220 8H221V7H220ZM18 9H19V8H18ZM23 9H24V8H23ZM23 9H22V10H23ZM29 9H30V6H28V8H27V10H28L27 13L30 12ZM36 9H37V7H36ZM36 9L34 8V9L32 10V12H33L34 10H36ZM39 9H40V8H39ZM90 9H91V7H90ZM98 9H99V8H98ZM102 9H104V8H102ZM105 9H107V7H106ZM126 9H124V10H126ZM130 9H131V8H130ZM135 9H136V7H135ZM140 9H141V7H140ZM154 9H155V8H154ZM226 9H227V8H226ZM4 10H5V9H4ZM14 10H15V9H13L12 11H14ZM25 10H26V9H25ZM44 10H45V9H44ZM74 10H75V9H74ZM91 10H92V9H91ZM99 10H101V9H99ZM117 10H118V8H117ZM122 10H123V8H122ZM124 10H123V11H124ZM127 10H129V9H127ZM150 10H151V9H150ZM160 10H163V9H160ZM166 10H167V8H166ZM168 10H170V8H169ZM211 10H212V9H211ZM16 11H17V10H16ZM16 11H14V12L16 13ZM19 11H20V9H19ZM19 11H18V13H19ZM42 11H43V10H42ZM46 11H47V10H46ZM51 11H52V9H51ZM63 11H64L65 15L68 14V13H66L67 10H66V12H65V10L63 9ZM72 11H73V8H72ZM84 11H85V10H84ZM120 11H121V10H120ZM123 11H122V12H123ZM133 11L135 12L134 14H137V13H136L137 10H136V11L133 10ZM147 11H145V12H147ZM152 11H154L153 8H152ZM174 11H175V10H174ZM220 11H221V10H220ZM224 11H225V10H224ZM229 11H230V10H229ZM23 12H24V11H23ZM23 12H21L20 14H22ZM34 12H35V14H36V11H34ZM34 12H33V13H34ZM40 12H41V11H40ZM49 12H50V11H49ZM49 12H47V13L50 15ZM82 12H83V11H82ZM116 12H117V11H116ZM118 12H119V11H118ZM127 12H128V11H127ZM150 12H151V11H150ZM154 12H155V11H154ZM156 12H158V11L156 10ZM221 12H222V11H221ZM226 12H227V11H226ZM15 13H13V14L11 15V16H12L11 18H15V17L18 15V14H15ZM25 13H26V12H24L23 14H25ZM60 13H61V12H60ZM97 13L99 14V12H97ZM97 13H96V17H97V15H98ZM124 13H125V12H124ZM128 13H129V12H128ZM138 13H139V11H138ZM164 13H165V12H164ZM167 13H168V12L166 11V14H167ZM216 13H217V9H216ZM224 13H225V12H224ZM14 14L16 15L15 17H14ZM51 14H52V13H51ZM78 14H79V13H78ZM92 14H93V13H92ZM111 14H113V13H111ZM121 14H122V13H121ZM126 14H127V13H126ZM144 14L147 15V13H144ZM150 14H151V13H150ZM154 14H156V13H154ZM158 14H159V13H158ZM172 14H173V13H172ZM218 14H220V13H218ZM232 14H233V13H232ZM9 15H10V14H9ZM26 15H27V14H26ZM49 15L46 14L45 16H49ZM56 15H59V13H57ZM61 15H62V13H61ZM61 15H60V16H61ZM74 15H76V14H74ZM80 15H82V14H80ZM99 15H100V14H99ZM131 15H132V13H131ZM131 15H130V16H131ZM167 15H168V14H167ZM169 15H170V13H169ZM227 15H228V14H227ZM235 15H236V14H235ZM18 16H19V15H18ZM23 16H25V15H23ZM23 16H22V18H23ZM30 16H31V15H30ZM30 16H28V17H30ZM45 16H44V17H45ZM50 16H51V15H50ZM50 16H49V17H50ZM54 16H55V14H54L53 16H51V18H49V19H52ZM63 16H64V15H63ZM109 16H110V15H109ZM116 16H117V15H116ZM116 16H115V17H116ZM121 16L124 17L123 15H121ZM134 16H136V15H134ZM148 16H149V12H148ZM154 16H157V15H154ZM164 16H165V14H164ZM172 16H173V15H172ZM177 16H178V15H177ZM224 16H225V15H224ZM233 16H234V15H233ZM20 17H21V16H20ZM31 17H32V16H31ZM35 17H36V21L34 22ZM39 17H40V16H39ZM56 17H57V16H56ZM66 17H67V15H66ZM66 17H65V18H66ZM70 17H71V16H70ZM70 17H69V19H70ZM91 17H92V15H91ZM93 17H94V16H93ZM102 17H103V15H102ZM118 17H119V19H120V16H119V15L117 16V18H118ZM126 17H127V16H126ZM138 17H139V16H138ZM143 17H144V18H145V17L147 18V16H145V15H143ZM169 17H170V16H169ZM174 17H175V16H174ZM205 17H206V16H205ZM226 17H227V16H226ZM22 18H19V20H22ZM40 18H41V17H40ZM40 18H37V15H36V16L34 15V19H33V20H30V21H33V22H34V25H35V24H37L36 22H37L38 20L40 21ZM67 18H68V17H67ZM73 18H74V16H73ZM73 18L71 17L72 20H73ZM75 18H76V16H75ZM94 18H95V17H94ZM94 18H93V19H94ZM97 18H98V17H97ZM117 18H116V19H117ZM124 18H125V17H124ZM124 18H123V19H124ZM127 18H128V17H127ZM155 18H156V17H155ZM161 18H162V17H161ZM257 18H258V17H257ZM7 19H8V18H7ZM9 19H10V17H9ZM9 19H8V20H9ZM16 19H18V18H16ZM16 19H15V20H16ZM23 19H24V18H23ZM29 19H30V18H29ZM53 19H56V18L54 17ZM69 19H68V20H69ZM71 19H70V20H71ZM77 19H78V18H77ZM99 19H100V18H99ZM114 19H115V18H113V20H114ZM137 19H138V18H137ZM147 19H148V18H147ZM153 19H154V17H153ZM162 19H164V17H163ZM200 19H201V18H199L198 20H200ZM205 19H206V18H205ZM217 19H218V18H217ZM258 19H260V18H258ZM15 20H14V21H15ZM26 20H27V19H26ZM43 20H44V19H43ZM56 20H57V21L59 20V22L62 23V22H61L62 17H61V18L59 17V18L56 19ZM56 20H55V22H56ZM63 20H64V19H63ZM63 20H62V21H63ZM68 20H67V21H68ZM97 20H98V19H97ZM124 20H125V19H124ZM139 20H140V19H139ZM150 20H151V19H150ZM159 20H160V19H159ZM159 20H157V21H159ZM167 20H169L168 16H167ZM189 20H190V19H189ZM9 21H10V20H9ZM9 21H8V22H9ZM24 21H25V20H24ZM39 21H38V22H39ZM44 21H45V20H44ZM48 21H49V20H48ZM53 21H54V20H53ZM53 21H52V22L50 21L49 23H51V25H52V24L54 25ZM79 21H80V20H79ZM79 21H77V22H79ZM104 21H105V20H104ZM117 21H118V20H117ZM157 21H156L155 24H157ZM160 21H162V20H160ZM160 21H159V24H160ZM163 21H164V20H163ZM173 21H174V20H173ZM4 22H5V21H4ZM8 22H6L5 25H7ZM11 22H13V20H12ZM22 22H23V21H22ZM64 22H66V21H64ZM87 22H88V21H87ZM91 22H92V21H91ZM93 22H94V21H93ZM111 22H112V21H110V23H111ZM113 22H116V21H113ZM125 22H126V21H125ZM125 22H124V24H125ZM154 22H155V20H154ZM164 22H165V21H164ZM168 22H169V21H168ZM15 23H16V22H15ZM44 23H45V22H43V24H44ZM49 23H46V24L50 25ZM57 23H58V22H57ZM60 23H59V24H60ZM106 23L108 24L107 21H106ZM110 23H109V24H110ZM116 23H117V26H118V22H116ZM126 23H127V22H126ZM173 23H174V22H173ZM195 23H196V21H195ZM199 23H200V25H201V22H199ZM203 23H204V22H203ZM203 23H202V24H203ZM2 24H4V23H2ZM2 24L0 25V27L2 26ZM25 24H26V23H25ZM25 24H24V25H25ZM66 24H67V23H66ZM79 24H80V23H79ZM92 24H94V23H92ZM100 24H101V22H100ZM100 24H99L98 26H101V28H102V25H100ZM107 24H106V25H107ZM124 24H123V25H124ZM134 24H135V23H134ZM134 24H133V25H134ZM165 24H166V23H165ZM170 24H171V23H170ZM188 24H189V23H188ZM9 25H10V24L8 23L7 28L9 27ZM14 25H15V24H14ZM67 25H68V24H67ZM73 25H74V24H73ZM90 25H91V24H90ZM94 25H95V24H94ZM110 25H111V24H110ZM112 25H113V24H112ZM115 25H116V24H115ZM126 25H127V24H125V26H126ZM133 25H132V26H133ZM136 25H137V22H136ZM145 25H146V24H145ZM163 25H164V23H163ZM193 25H194V24H193ZM245 25H246V23H245ZM12 26H13V25H12ZM22 26H23V25H22ZM27 26H28V24H27ZM62 26H63V25H62ZM74 26H75V25H74ZM88 26H89V25H88ZM119 26H120V25H119ZM128 26H130V25H128ZM170 26H171V25H170ZM177 26H178V25H177ZM246 26H247V25H246ZM5 27H6V26H4V28H5ZM40 27H41V26H40ZM42 27H43V26H42ZM42 27H41V30H43V29L45 28V27H44V28L42 29ZM46 27H48V26H46ZM71 27H72V22H71V26L68 25L67 28L70 29ZM83 27H84V26H83ZM92 27H93V26H92ZM172 27H173V26H172ZM184 27H185V26H184ZM198 27H199V26H198ZM201 27H202V26H201ZM260 27H261V26H260ZM4 28H3V29H4ZM24 28H27V27H24ZM32 28H33V24H32ZM48 28H49V27H48ZM48 28H47V29H48ZM87 28H89V27H87ZM101 28H99V30H100ZM104 28H105V27H104ZM104 28H103V29H104ZM112 28H113V26H112ZM155 28H156V27H155ZM178 28H179V27H178ZM181 28H182V27H181ZM243 28H244V27H243ZM243 28H242V29H243ZM258 28H259V27H258ZM22 29H23V28H22ZM30 29H31V27H29V29H28L29 32H30ZM47 29H46V30H47ZM50 29H51V27H50ZM50 29H49V30H50ZM65 29H66V26H65ZM69 29H68L69 32H67V33H72V32H70ZM94 29H95V31H97V30H96V27H95ZM105 29H106V28H105ZM105 29H104L102 32L105 33V32H106ZM117 29H118V28H117ZM121 29H122V28H121ZM137 29H138V28H137ZM170 29H171V28H170ZM202 29H203V28H202ZM239 29H241V28H239ZM0 30H1V28H0ZM12 30H13V29H12ZM26 30H27V29H26ZM34 30H35V27H34ZM34 30L31 31V34H32V35L34 34ZM41 30H40V31H41ZM88 30H89V29H87V31H88ZM112 30H113V29H112ZM112 30L110 29V31H112ZM114 30H115V29H114ZM143 30H144V29H143ZM175 30H176V28H175ZM179 30H180V29H179ZM179 30H178V31H179ZM183 30H184V29H183ZM186 30H187V29H186ZM190 30H191V29H190ZM244 30H245V29H244ZM256 30H257V29H256ZM17 31H19V30H17ZM21 31H22V30H21ZM21 31H20V32H21ZM37 31H39V30H37ZM37 31H36L35 33H37ZM116 31H117V30H116ZM116 31H115V32H116ZM146 31H147V29H146ZM207 31H208V29H207ZM211 31H214V33L216 32V30H214V29L211 30ZM1 32H2V31H1ZM42 32H43V31H41V32H39V33H42ZM51 32H53V31H51ZM51 32H50V33H51ZM88 32H89V31H88ZM97 32H98V31H97ZM100 32H101V30H100ZM102 32H101V33H102ZM115 32L113 31V33H115ZM118 32H119V30H118ZM179 32H180V31H179ZM189 32H190V31H189ZM196 32H197V31H196ZM230 32H231V31H230ZM2 33H3V32H2ZM2 33L0 34V36L3 35ZM6 33H7V32H6ZM17 33H18V32H17ZM27 33H28V31H27ZM48 33H49V32H47V33L45 34V35H46L45 38H47V35L50 36V34H48ZM67 33H66V34H67ZM78 33H79V32H78ZM80 33H82V30H81ZM80 33H79V35H80ZM94 33H95V32H94ZM111 33H112V32H111ZM122 33H124V31H123ZM136 33L138 34V32H136ZM136 33L134 32L133 35H135ZM142 33H143V32H142ZM150 33H151V32H150ZM212 33H213V32H212ZM260 33H261V32H260ZM21 34H22V35H23V34L26 35V34L23 33V32H21L19 35L21 36ZM74 34H75V33H74ZM88 34H89V33H88ZM90 34H91V33H90ZM96 34H97V33H96ZM128 34H129V33H128ZM148 34H149V33H148ZM157 34H158V33H157ZM159 34H161V33H159ZM162 34H163V33H162ZM162 34H161V35H162ZM182 34H183V33H182ZM194 34H195V33H194ZM206 34H207V33H206ZM10 35H11V34H10ZM13 35H14V34H13ZM16 35H17V34H16ZM27 35H29V33H28ZM32 35H31V37H32ZM63 35H65V34L63 33ZM79 35L76 36V34H75L74 36H75V38H76V37L78 38ZM97 35H98V34H97ZM101 35H102V34H101ZM101 35H100V36H101ZM108 35H109V34H108ZM129 35H130V34H129ZM129 35H128V36H129ZM138 35L141 36L140 34H138ZM138 35H136V36H138ZM152 35H153V34H152ZM163 35H164V34H163ZM186 35H187V34H186ZM61 36H62V35H61ZM66 36H67V35H66ZM66 36H65V38L67 39L68 36H67V37H66ZM81 36H82V34H81ZM81 36H80V37H81ZM148 36H149V35H148ZM158 36H160V35H158ZM173 36H174V35H173ZM175 36H176V35H175ZM187 36H188V35H187ZM193 36H194V35H193ZM193 36H192V37H193ZM23 37L25 38V36H23ZM42 37H43V35L41 36V39H40V40H42ZM69 37H70V36H69ZM84 37H85V36H84ZM87 37L89 38L90 36H87ZM125 37H126V36H125ZM125 37H124V38H125ZM132 37H133V36H132ZM141 37H143V36H141ZM155 37H156V35H155ZM169 37H170V36H169ZM222 37H223V36H222ZM1 38H2V36H1ZM20 38H21V37H20ZM39 38H40V37H39ZM62 38H63V37H62ZM70 38H73V39H74L73 35H71ZM70 38H69V39H70ZM81 38H82V37H81ZM90 38H91V37H90ZM92 38H93V37H92ZM102 38H103V37H102ZM122 38H123V37H122ZM122 38H121V41H122ZM139 38H140V37H139ZM163 38H164V37H163ZM183 38H184V37H183ZM186 38H187V37H186ZM218 38H219V40H220L221 37H218ZM236 38H237V37H236ZM8 39H9V38H8ZM17 39H18V38H17ZM17 39L15 38V40H17ZM50 39H51V38H50ZM73 39H71V40H72V41L76 40V39H74V40H73ZM115 39H116V38H115ZM134 39H136V38H134ZM141 39H142V38H141ZM144 39H145V38L143 37V40H144ZM161 39H162V38H161ZM204 39H205V38H204ZM212 39H213V38H212ZM245 39H246V38H245ZM245 39H243V40H244V43H245V41H246ZM3 40H4V39H3ZM3 40H2V41H3ZM9 40H13V39H11V37H10ZM15 40H14V41H15ZM20 40L23 41V39H20ZM36 40H38V39H36ZM44 40H45V39H44ZM84 40H85V39H84ZM93 40H94V39H93ZM116 40H117V39H116ZM158 40H159V39H158ZM223 40H224V39H223ZM226 40H228V39H226ZM248 40H250V39H248ZM4 41H5V40H4ZM25 41H26V40H25ZM29 41H30V40H29ZM33 41H34V40H33ZM68 41H70V40H68ZM78 41H81V40L78 39ZM85 41H86V43H87V40H85ZM118 41H119V40H118ZM121 41H120V42H121ZM128 41H129V40H128ZM150 41H151V40H150ZM187 41H188V40H187ZM204 41H205V40H204ZM213 41H214V39H213ZM235 41H236V39H235ZM238 41H239V39H238ZM250 41H252V40H250ZM253 41H254V40H253ZM19 42H20V41H19ZM44 42H45V41H44ZM75 42H76V41L72 42V45H73V43L75 44ZM105 42H106V40H105ZM137 42H140V41L137 40ZM137 42H136V43H137ZM152 42H153V41H152ZM164 42H165V41H164ZM170 42H171V41H170ZM185 42H186V41H185ZM6 43H7V41H6ZM8 43H9V42H8ZM8 43H7V44H8ZM28 43H29V42H28ZM28 43H27V44H28ZM31 43H32V40H31ZM31 43H29V44H31ZM47 43H48V42H47ZM47 43H45L46 45L43 44V48H44V45H45L46 47H47V46H50V45H47ZM50 43H52V42H50ZM67 43H68V42H67ZM70 43H71V42H70ZM89 43H90V42H88V44H89ZM106 43H108V42H106ZM130 43H132V42L130 41ZM141 43H142V42H141ZM143 43H144V42H143ZM158 43H163V42H161V41L159 40ZM158 43H157V46H158ZM171 43H172V42H171ZM188 43H189V41H188ZM215 43H216V41H215ZM215 43H214V44H215ZM232 43H233V42H232ZM246 43H247V42H246ZM250 43H253V42H250ZM10 44H11V43H10ZM12 44H13V43H12ZM22 44H23V43H22ZM34 44H36V43H34ZM48 44H49V43H48ZM52 44H53V45H52ZM52 44H51V45L54 46V43H52ZM68 44H69V43H68ZM93 44H95V42H94ZM118 44H119V43H118ZM137 44H139V43H137ZM148 44H149V41H148ZM166 44H167V43H166ZM186 44H187V43H186ZM199 44H201V42H200ZM210 44H212V43H210ZM16 45H17V44H16ZM16 45H15V46H16ZM109 45H110V44H108V46H109ZM126 45H127V44H126ZM142 45H143V44H142ZM153 45H154V44H153ZM167 45H168V44H167ZM188 45H189V44H188ZM203 45L206 46L207 44H203ZM208 45H209V44H208ZM12 46H13V45H12ZM33 46H34V45H33ZM33 46H31V47H33ZM82 46H84V45H82ZM94 46H95V45H93V47H94ZM103 46H105V45H103ZM103 46H102V47H103ZM130 46H131V45H130ZM157 46H156V47H157ZM170 46H171V45H170ZM210 46H211V45H210ZM222 46H223V45H222ZM225 46H227V45H225ZM5 47H6V46H5ZM7 47H8V46H7ZM9 47H10V46H9ZM24 47H25V46H24ZM28 47H29V46H28ZM46 47H45L44 49H46ZM79 47H81V44L79 45ZM87 47H89V45H87ZM96 47H97V46H96ZM115 47H117V46H115ZM128 47H129V46H128ZM141 47H142V46H141ZM165 47H166V46H165ZM174 47H175V46H174ZM180 47H181V46H180ZM185 47H186V46H185ZM214 47H215V45H214ZM239 47H240V46H238V48H239ZM21 48H23V47H21ZM29 48H30V47H29ZM47 48H50V47H47ZM105 48H106V47H105ZM168 48H169V47H168ZM183 48H184V47H183ZM192 48H193V47H192ZM209 48H210V47H209ZM211 48H212V46H211ZM221 48H222V47H221ZM226 48L229 49L230 46L224 47V49H226ZM263 48H264V47H263ZM14 49H15V48H14ZM19 49H20V48H19ZM34 49H36L37 52L39 53V51H40V49H41V46H40L39 51H38V48H35V46H34ZM34 49H33V50H34ZM50 49H51V48H50ZM82 49H83V48H82ZM82 49H81V50H82ZM98 49H99V48H98ZM106 49H107V48H106ZM118 49H120V48H118ZM121 49H122V48H121ZM121 49H120V50H121ZM134 49H135V48H134ZM146 49H147V48H146ZM153 49H154V48H153ZM166 49H167V47H166ZM176 49H177V48H176ZM185 49H186V48H185ZM197 49H198V47H197ZM212 49L214 50V48H212ZM227 49H226V50H227ZM23 50H27V49L25 48V49H23ZM23 50H20V51L24 52ZM28 50H30V49H28ZM36 50H35V52H33V53H36ZM46 50H47V49H46ZM48 50H49V49H48ZM81 50H80V51H81ZM107 50H108V49H107ZM120 50H119V52H120ZM129 50H130V49H129ZM183 50H184V49H183ZM219 50H220V49H219ZM230 50H232V49L230 48ZM256 50H257V49H256ZM15 51H16V50H15ZM53 51H54V50H53ZM102 51H103V49H102ZM102 51H101V52H102ZM109 51H110V50H109ZM122 51H123V50H122ZM130 51H131V50H130ZM155 51H156V50H155ZM166 51L168 52V50H166ZM186 51H188V50H186ZM197 51H198V50H197ZM221 51H222V50H221ZM30 52H31V51H30ZM30 52H29L28 55H26V56L32 55V53L30 54ZM40 52H41V51H40ZM44 52H45V51H44ZM73 52H74V51H73ZM78 52H79V50H78ZM101 52H100V53H101ZM112 52H113V51H112ZM124 52H126V51H124ZM131 52H132V51H131ZM156 52H157V51H156ZM159 52H160V51H159ZM162 52H163V51H162ZM191 52H192V51H191ZM193 52L195 53L196 56L200 54V53H199V54H196V51H193ZM193 52H192V53H193ZM225 52H226V51H225ZM228 52H229V51H228ZM228 52H227V53H228ZM12 53H13V55H15V54L18 53V52L16 51L15 54H14V51H13ZM20 53H21V52H20ZM42 53H43V51H42ZM80 53H81V52H80ZM106 53H107V52H106ZM115 53H117V52H115ZM133 53H134V51H133ZM147 53H148V52H147ZM237 53H238V52H237ZM239 53H240V52H239ZM241 53H242V52H241ZM263 53H264V52H263ZM39 54H40V53H39ZM45 54L47 55L46 52H45ZM62 54H63V53H62ZM84 54H85V53H84ZM87 54H88V53H87ZM93 54H94V53H93ZM111 54H112V53H111ZM136 54H138V53H136ZM218 54H219V53H218ZM20 55H21V54H20ZM22 55H23V53H22ZM37 55H38V54H36V55H34V56H37ZM41 55H42V54H41ZM43 55H44V54H43ZM139 55H140V53L138 54V56H139ZM149 55L151 56V55H153V54L151 53V54H149ZM168 55H169V54H168ZM168 55H167V56H168ZM251 55H253V54H251ZM17 56H18L17 58H19V55H17ZM26 56H24V57H26ZM34 56L32 55V57H34ZM38 56H39V55H38ZM80 56H82V55L80 54ZM84 56L87 57V55H84ZM99 56H100V55H99ZM101 56H102V55H101ZM101 56H100V57H101ZM114 56H115V55H114ZM119 56H120V55H118V57H119ZM133 56H134V55H133ZM150 56H148V58H150ZM172 56H173V55H172ZM196 56H195V57H196ZM216 56H217V55H216ZM216 56H215V57H216ZM239 56H240V55H239ZM13 57H14V59H15V56H13ZM22 57H23V56H22ZM39 57L41 58V56H39ZM43 57H44V56H43ZM49 57H50V56H49ZM104 57H105V56H104ZM108 57H109V56H108ZM116 57H117V54H116ZM120 57H121V56H120ZM122 57H123V54H122ZM153 57H154V55H153ZM164 57H165V56H164ZM164 57H163V58H164ZM173 57H174V56H173ZM175 57H176V55H175ZM181 57H182V56H181ZM235 57H237V56H235ZM259 57H260V55H259ZM1 58H3V56H2ZM27 58H28V57H27ZM58 58H59V57H58ZM72 58H73V57H72ZM72 58H71V59H72ZM75 58H76V55H75ZM81 58H82V57H81ZM84 58H85V57H84ZM135 58H136V57H135ZM139 58H140V57H139ZM146 58H147V56H146ZM238 58H239V57H238ZM238 58H237V59H238ZM251 58H252V57H251ZM251 58H250V60H251ZM14 59L12 58V60H14ZM22 59H25V58H22ZM33 59H34V58H33ZM33 59H32V60H33ZM44 59H45V57H44ZM67 59H68V57H67ZM127 59H128V58H127ZM150 59H151V58H150ZM150 59H149V60H150ZM167 59H168V58H167ZM179 59H180V57H179ZM187 59H189V58H187ZM241 59L243 60L244 58H241ZM247 59H249V58H247ZM247 59H246V60H247ZM259 59H261V60H258V61H261V63H263V62H262V57H260ZM32 60H31V61H32ZM34 60H35V59H34ZM38 60H39V59H38ZM54 60H55V59H54ZM61 60H62V59H61ZM110 60H111V59H110ZM114 60H115V59H114ZM117 60H120V59L117 58ZM117 60H116V61H117ZM168 60H169V59H168ZM190 60H191V57H190ZM190 60H189V61H190ZM192 60H193V58H192ZM252 60H253V59H252ZM20 61H22V60H19V61H18L19 63H18V64L16 63V64H17V65L21 64ZM24 61H25V60H24ZM40 61H41V60H39V63H41ZM75 61H76V60H75ZM81 61H82V60H81ZM116 61H115V62H116ZM134 61L136 62V60H134ZM159 61H160V60H159ZM184 61H185V60H184ZM184 61H183V63H184ZM186 61H188V60H186ZM186 61H185V63H187ZM196 61H197V60H196ZM236 61H237V60H236ZM258 61H257V62H258ZM32 62H33V61H32ZM50 62H51V61H50ZM59 62H60V60H59ZM59 62L57 63V66L60 65ZM61 62H62V61H61ZM63 62H64V61H63ZM102 62H103V61H102ZM119 62H120V61H119ZM126 62H127V61H126ZM130 62H131V59H130ZM142 62H144V61H142ZM146 62H147V61H146ZM181 62H182V60H181ZM205 62H206V61H205ZM208 62H210V61H208ZM208 62H206V63H208ZM234 62H235V61H234ZM12 63H13V62H12ZM23 63L25 64L26 61L23 62ZM23 63H22V64H23ZM69 63H70V62H69ZM71 63H72V62H71ZM74 63H76V62H73V64H74ZM78 63H79V61H78ZM78 63H77V65H78ZM82 63H84V62H82ZM107 63H108V62H107ZM144 63H145V62H144ZM151 63H153V62H151ZM151 63H150V64H151ZM189 63H190V62H189ZM210 63H211V62H210ZM223 63H224V62H223ZM0 64H1V63H0ZM22 64H21V65H22ZM24 64H23V67H24ZM41 64H43V63H41ZM47 64H48V63H47ZM63 64H64V63H63ZM103 64H104V63H103ZM121 64H122V63H120L119 65L121 66ZM140 64H141V62H140ZM145 64H146V63H145ZM156 64H157V63H156ZM159 64H160V63H159ZM187 64H188V63H187ZM203 64H204V63H203ZM232 64H233V63H232ZM2 65H3V64H1V66H2ZM10 65H11V64H10ZM30 65H31V63H30ZM43 65H44V64H43ZM45 65H46V64H45ZM84 65H85V64H84ZM87 65H88V64H87ZM91 65H92V64H91ZM91 65H90V67L92 68ZM101 65H102V64H101ZM108 65H109V64H108ZM108 65H107V66H108ZM138 65H139V64H138ZM141 65H142V64H141ZM198 65H199V63H198ZM205 65H206L205 67L207 68V64H205ZM208 65H209V64H208ZM216 65H219V64H216ZM216 65H215V66H216ZM220 65H221V64H220ZM224 65H226V62H225ZM19 66H20V65H19ZM36 66H37V65H36ZM36 66H35V67H36ZM46 66H47V65H46ZM49 66H50V65H49ZM55 66H56V65H55ZM74 66H75V65H74ZM88 66H89V65H88ZM113 66H114V64H113ZM129 66H130V65H129ZM129 66H128V68H129ZM139 66H140V65H139ZM150 66H151V65H150ZM155 66H156V65H155ZM183 66H184V65H183ZM183 66H182V67H183ZM200 66H201V65H200ZM209 66H210V65H209ZM261 66H263V65H261ZM3 67H4V66H3ZM3 67H2V69H3ZM5 67H9V66H7V64H6ZM11 67H13V66H11ZM40 67H41V66H40ZM60 67H61V65H60ZM110 67H111V66H110ZM153 67H154V66H153ZM172 67H174V66H172ZM180 67H181V66H180ZM185 67H186V66H185ZM203 67H204V66H203ZM213 67H214V66H212V68H213ZM226 67H227V66H226ZM29 68H30V67H29ZM37 68H38V67H37ZM37 68H36V69H37ZM68 68H69V67H68ZM100 68H102V67H100ZM111 68H112V67H111ZM140 68H141V66H140ZM187 68H188V66H187ZM193 68H195V67H193ZM193 68H192V69H193ZM197 68H198V67H197ZM209 68H210V67H209ZM217 68H218V67H217ZM245 68H246V67H245ZM5 69H6V68H5ZM10 69H11V68H10ZM17 69H18V68H17ZM116 69H117V68H116ZM121 69H122V68H121ZM149 69H150V68H149ZM162 69H163V68H162ZM215 69H216V68H215ZM219 69H220V68H219ZM233 69H235V67H234ZM11 70H12V69H11ZM20 70H21V69H20ZM28 70H29V69H28ZM32 70H33V68H32ZM39 70H40V68H39ZM59 70H60V69H59ZM94 70H95V69H94ZM94 70H93V71H94ZM150 70H151V69H150ZM168 70H169V69H168ZM193 70H194V69H193ZM197 70H198V69H197ZM199 70H200V69H199ZM216 70H217V69H216ZM239 70H240V72H241L242 69H238V71H239ZM9 71H10V70H9ZM13 71H14V70H13ZM17 71H18V70H17ZM45 71L48 72V69L45 70ZM54 71H55V70H54ZM63 71L65 72V70H63ZM63 71H62V72H63ZM73 71H74V70H73ZM77 71H78V70H77ZM80 71H81V70H80ZM99 71H101V70H99ZM103 71H104V70H103ZM103 71H102V72H103ZM114 71H116V70H114ZM119 71H120V70H119ZM153 71H154V70H153ZM155 71H156V70H155ZM157 71H158V70H157ZM176 71H177V70H176ZM179 71H180V70H179ZM190 71H191V70H190ZM190 71L187 72V73L191 74ZM201 71H202V70H201ZM212 71H213V72H216L214 69H213ZM236 71H237V70H236ZM238 71H237V74H238ZM11 72H12V71H11ZM15 72H16V71H15ZM20 72H21V74H22V71H20ZM58 72H59V71H58ZM78 72H79V71H78ZM90 72H91V71H90ZM102 72H101V73H102ZM125 72H126V71H125ZM163 72H164V71H163ZM170 72H171V70H170ZM192 72H193V71H192ZM206 72H207V71H206ZM206 72H204V73H203V71L200 72V73H203V74H202V75H203L202 77H204V75H208V74H207L208 72H207V73H206ZM28 73L30 74V71H29ZM39 73L42 75V72H39ZM43 73H44V72H43ZM60 73H61V71H60ZM60 73H59V74H60ZM79 73H80V72H79ZM93 73H94V72H93ZM97 73H98V72H97ZM105 73H106V72H105ZM115 73H116V72H115ZM149 73H150V72H149ZM154 73H155V72H154ZM167 73H168V72H167ZM171 73H172V72H171ZM198 73H199V72H198ZM205 73H206V74H205ZM244 73H245V71H244ZM3 74H4V73H3ZM44 74H45V73H44ZM47 74H49V73H47ZM59 74H56V76L59 75ZM91 74H92V73H91ZM91 74H90V75H91ZM116 74H117V73H116ZM160 74H161V73H160ZM213 74H214V73H213ZM218 74L220 75V73H218ZM247 74H249V72H247ZM16 75H17V74H16ZM37 75H38V74H37ZM62 75H63V74H62ZM77 75H78V74H77ZM87 75H88V74H87ZM87 75H86V76H87ZM95 75H96V74H94V76H95ZM141 75H142V74H141ZM141 75H140V76H141ZM168 75H169V74H168ZM168 75H167V78L169 79V76H168ZM209 75H210V74H209ZM216 75H217V73H216ZM245 75H246V74H245ZM249 75H250V74H249ZM6 76H7V75H6ZM28 76H30V75H28ZM44 76H45V75H44ZM48 76H50V75H48ZM101 76H102V77H101ZM171 76H172V75H170V77H171ZM190 76H191V75H190ZM190 76H189V77H190ZM196 76H197V75H196ZM196 76H195V77H196ZM7 77H8V76H7ZM10 77H11V76H10ZM39 77H40V80H44L43 78L41 79V76H39ZM52 77H53V76H52ZM61 77H62V76L60 75V78H61ZM99 77L103 78V75L98 76V78H99ZM107 77H108V76H107ZM148 77H149V76H148ZM156 77H157V76H156ZM164 77H165V76H164ZM179 77H180V76H179ZM222 77H223V76H222ZM222 77H219V78H222ZM226 77H227V76H226ZM237 77H238V76H237ZM237 77H236V78H237ZM245 77H247V76H245ZM245 77H243V78H245ZM252 77H253V76H252ZM252 77H249V80H250V79L252 80ZM34 78H35V77H34ZM47 78H48V77H47ZM50 78H51V77H50ZM50 78H49V79H50ZM57 78H58V77H57ZM62 78H63V77H62ZM62 78H61V80H62ZM71 78H73V77H71ZM76 78H77V76H76ZM80 78H81V77H80ZM80 78H79V79H80ZM105 78H106V77H105ZM105 78H104V79H105ZM117 78H118V77H117ZM196 78L198 79V77H196ZM196 78L194 79V76H193V79H194V80H196ZM200 78H201V77H200ZM4 79H5V78H4ZM7 79H8V78H7ZM10 79H11V78H10ZM26 79H28V78H26ZM54 79H55V78H54ZM74 79H75V78H74ZM90 79H91V77H90ZM94 79H95V77H94ZM96 79H97V78H96ZM114 79H115V78H114ZM145 79H148V78L146 77ZM158 79H159V78H158ZM170 79H172V78H170ZM191 79H192V78H190V80H191ZM201 79H202V80H201ZM201 79H200L201 81H204L203 78H201ZM208 79H209V78H208ZM241 79H242V78H241ZM253 79H254V77H253ZM16 80H17V79H16ZM18 80H19V79H18ZM32 80H33V78H32ZM50 80H51V79H50ZM52 80H53V78H52ZM57 80H59V79H57ZM200 80H199V81H200ZM222 80H223V78L221 79V82H219V83H222V82H223ZM243 80H244V79H243ZM11 81H12V80H11ZM20 81H21V80H20ZM28 81H29V80H28ZM55 81H56V80H55ZM55 81H53L52 83L50 82V84H54V83L56 84ZM65 81H66V80H65ZM71 81H72V80H71ZM76 81H77V80H76ZM97 81H99V80L97 79ZM112 81H113V80H112ZM143 81H144V82H143ZM158 81H159V80H158ZM166 81H167V80H166ZM201 81H200V82H201ZM218 81H219V79H218ZM225 81H226V80H225ZM235 81H238V79H237V80L235 79ZM241 81H242V80H239L238 82H241ZM244 81H246V80H244ZM254 81H256V80H254ZM257 81H258V80H257ZM1 82H2V81H1ZM22 82H23V81H22ZM26 82H27V81H26ZM26 82H23V83H26ZM58 82H59V81H58ZM92 82H93V81H92ZM95 82H96V81H95ZM103 82H106V81H103ZM109 82H110V81H109ZM142 82H143V84L145 83V84L147 85V83L145 82V80L143 79V77H142ZM196 82H197V81H196ZM206 82H207V84H208V81H206ZM238 82H237V85H240L239 87H241V84H238ZM242 82H243V81H242ZM249 82H250V81H249ZM252 82H253V81H252ZM17 83H18V82H17ZM20 83H21V82H20ZM23 83H22V84H23ZM28 83H29V82H28ZM37 83H38V82H37ZM40 83H41V82H40ZM47 83H48V82H47ZM60 83H61V82H60ZM86 83H87V82H86ZM150 83H152V82H149V84H150ZM154 83H155V82H154ZM161 83H162V82H161ZM167 83H168V82H167ZM187 83H188V82H186V84H187ZM43 84H44V83H43ZM61 84H62V83H61ZM65 84H66V83H65ZM69 84H70V83H69ZM69 84H68V85H69ZM72 84H73V83H72ZM95 84H98V85H99L98 82H96ZM112 84H113V83H112ZM129 84H130V83H129ZM145 84H144V85H145ZM155 84H156V83H155ZM155 84L152 83L151 85H154V86H155ZM164 84H166V82H164ZM168 84H169V83H168ZM184 84H185V83H184ZM204 84H205V87L207 88L208 85H207L206 83H204ZM225 84H226V83H224V85H225ZM243 84H244V83H243ZM249 84H250V83H249ZM27 85H28V84H27ZM29 85H30V84H29ZM63 85H64V84H63ZM68 85H67V86H68ZM82 85H83V84H82ZM87 85H89V84H86V86H87ZM103 85H104V84H103ZM105 85H106V87H107V86L109 87V83H108V85H107V84H105ZM114 85H116V84H114ZM121 85H122V84H121ZM121 85H120V87H121ZM125 85H126V84H125ZM171 85H172V87H173V84H171ZM189 85H190V83H189ZM189 85H188V86L186 85V86L189 88ZM191 85H192V84H191ZM194 85H195V84H194ZM206 85H207V86H206ZM211 85H212V84H211ZM247 85H248V84H247ZM9 86H10V85H9ZM12 86H13V85H12ZM17 86H18V85H17ZM31 86H32V85H31ZM44 86H45V85H44ZM56 86H58V85H56ZM67 86H66V87H67ZM86 86H85V88H88V87H86ZM100 86H101V85H100ZM100 86H99V87H100ZM112 86H113V85H112ZM154 86H152V88H153ZM179 86H180V85H179ZM192 86H193V85H192ZM192 86H191V87H192ZM200 86H201L200 88L202 89L203 86H202V85H200ZM209 86H210V85H209ZM6 87H7V86H6ZM53 87H55V85H54ZM76 87H77V90H76V91H78V86H76ZM108 87H107V88H108ZM117 87H118V86H117ZM122 87H123V86H122ZM144 87H148V85H147V86H144ZM172 87H171V89H172ZM184 87H185V85H184ZM187 87H185V88H187ZM197 87H198V85H197ZM205 87H204L203 90L206 89ZM229 87H230V86H229ZM252 87H253V86H251V88H252ZM2 88H3V87H2ZM22 88H23V87H22ZM27 88H28V87H27ZM58 88H59V87H58ZM97 88H98V86H97ZM97 88L95 87V89H97ZM133 88H134V87H133ZM141 88H142V87H141ZM141 88L138 87V89H141ZM149 88H150V87H149ZM152 88H151V89H152ZM163 88H164V87H163ZM188 88H187V91H185V90L183 89V91H184V95H185V92H188ZM192 88H194V87H192ZM192 88H190V89H192ZM200 88H198V89L200 90ZM208 88H209V87H208ZM11 89H12V87H11ZM17 89H18V88H17ZM20 89H21V88H20ZM25 89H26V88H25ZM28 89H30V88H28ZM31 89L33 90L34 88H31ZM36 89H37V88H36ZM44 89H46V88H44ZM51 89H52V88H51ZM82 89H83V88H82ZM89 89H90V87H89ZM91 89H92V88H91ZM95 89H94V90H95ZM105 89H106V88H105ZM122 89H123V88H122ZM124 89H125V90H124ZM124 89H123V90H124V92H125L127 89H126V88H124ZM136 89H137V88H136ZM136 89H135V90H136ZM147 89H148V88H147ZM151 89H150V90H151ZM161 89H162V88H161ZM167 89H168V87H167ZM171 89H170V90H169V89L167 90V94H169V97H168V95L166 96V97H168L167 100H166V97H164L165 94H164L163 96H158V94H157V95H156L157 97L154 95V97H156V98H153V96H152V98H153L152 100H154L153 102H154V103H155V102H158V101H156V99H159V98H162V97L166 100V101L164 100L165 102H167L168 99H169V101L171 102V100H170L171 96H172V95L175 96V93H176V91H175L172 95H170V93H168V92H170ZM179 89H180V88H179ZM190 89H189V90H190ZM255 89H256V88H255ZM259 89H260V88H259ZM5 90H6V89H5ZM15 90H16V88H15ZM55 90H56V89H55ZM85 90H87V89H84V91H85ZM94 90H93V89L91 90L92 93H93ZM107 90H108V89H107ZM192 90H193V89H192ZM210 90H211V89H210ZM213 90H214V88H213ZM231 90H232V85H231V87H230V91H231ZM246 90H247V89H246ZM251 90H252V89H250V91H251ZM256 90L258 91V88H257ZM256 90H255V91H256ZM0 91H1V90H0ZM27 91H28V90H27ZM43 91H44V90H43ZM48 91H49V90H48ZM52 91H53V90H52ZM57 91H59V90H57ZM74 91H75V90H74ZM79 91H80V89H79ZM84 91H83V92H84ZM95 91H96V90H95ZM132 91H133V90H131L130 92H132ZM148 91H149V89H148ZM157 91H158V90H157ZM163 91H164V90H163ZM201 91H202V90H201ZM253 91H254V90H253ZM253 91H252V92H253ZM255 91H254V92H255ZM28 92H29V91H28ZM37 92H38V90H37ZM41 92H42V91H41ZM45 92H46V91H45ZM53 92H54V91H53ZM85 92H86V91H85ZM85 92L83 93V95L85 94ZM87 92H88V91H87ZM89 92H90V91H89ZM98 92H100V90H99ZM98 92H97V93H98ZM101 92H103V91H101ZM106 92H107V91H106ZM114 92H115V91H114ZM203 92H205V91H203ZM203 92H201V93H203ZM209 92H211V91H209ZM258 92H259V94H260L261 91H258ZM0 93H1V92H0ZM24 93H26V91H25ZM31 93H32V92H31ZM34 93H35V92H34ZM46 93H47V92H46ZM46 93H45V94H46ZM61 93H62V92H61ZM97 93H96V94H97ZM112 93H113V92H112ZM139 93H140V90H139ZM143 93H144V92H143ZM149 93H150V92H149ZM153 93H155V92H153ZM165 93H166V92H165ZM181 93H182V90H181ZM234 93H235V92H234ZM240 93H241V92H240ZM8 94H9V93H8ZM20 94H21V93H20ZM20 94H19V95H20ZM45 94H44V95H45ZM49 94H52V93H49ZM55 94H56V93H55ZM88 94L90 95V93H88ZM93 94H94V93H93ZM100 94H102V93H100ZM107 94H108V93H107ZM107 94H106V95H107ZM131 94H132V93H131ZM141 94H142V93H141ZM147 94H148V93H147ZM150 94H151V93H150ZM162 94H163V93H162ZM177 94H178V93H177ZM189 94H191V93H189ZM204 94H205V93H204ZM204 94H203V95H204ZM212 94H213V93H212ZM216 94H218V93H216ZM236 94H237V93H236ZM249 94H250V93L247 92V97H248V98H249V96H248ZM252 94H255V93H252ZM21 95H22V94H21ZM103 95H104V94H103ZM108 95H109V94H108ZM111 95H112V94H111ZM126 95H127V92H126ZM129 95H130V94H129ZM144 95H146V94H144ZM144 95H143V97H144ZM178 95H180V94H178ZM178 95H176V96L174 97V98H177V101H178V103H177V102L175 103L176 105L179 104V101H180V100H178V98L180 97V96H178ZM203 95H202L201 97H203V99H204V96H203ZM260 95H261V94H260ZM14 96H15V97L18 96V93H17L16 95H14ZM32 96H34V95H32ZM36 96H37V95H36ZM48 96H50V95H48ZM51 96H52V95H51ZM64 96H66V95H64ZM84 96H85V95H84ZM132 96H133V95H132ZM181 96L184 97L183 94H181ZM205 96H206L205 98L210 97V96H211V93H209L208 96H207V95H205ZM253 96H254V95H253ZM2 97H3V96H2ZM10 97H13V96H10ZM18 97H20V96H18ZM30 97H31V96H30ZM46 97H47V94H46ZM72 97H74V95L71 96V100H72ZM76 97H77V96H75V98H76ZM93 97H95V96H93ZM103 97H105V96H103ZM114 97L116 98V96H114ZM128 97H129V96H128ZM149 97H150V95H149ZM182 97L179 98V99H182L181 102H183V98H182ZM212 97L214 98V94H213ZM212 97H211V98H212ZM220 97H221V96H220ZM220 97H219V98H220ZM231 97H232V96H231ZM251 97H252V95H251ZM254 97H255V96H254ZM263 97H264V96H263ZM263 97H262V98H263ZM5 98H7V97H5ZM37 98H39V97H37ZM64 98H65V97H64ZM68 98H69V97H68ZM75 98H74V99H75ZM86 98H87V97H86ZM91 98H92V97H91ZM111 98H112V97H111ZM129 98H130V97H129ZM150 98H151V97H150ZM150 98H149V99H150ZM174 98L172 97V99H173L172 104L174 103V101H176V99L174 100ZM189 98H190V97H189ZM213 98H212V99H213ZM222 98H223V96L221 97V99H222ZM39 99H40V98H39ZM47 99H48L47 101H49V98H47ZM74 99H73V101H74ZM77 99H79V98H77ZM80 99H81V98H80ZM82 99H83V97H82ZM92 99H93V101L95 100L94 98H92ZM104 99H105V98H104ZM104 99H103V101H105V102L107 103V101L104 100ZM132 99H133V98H132ZM238 99H239V98H238ZM242 99H243V98H242ZM244 99H245V98H244ZM249 99H250V98H249ZM17 100H18V98H17ZM42 100H43V99H42ZM67 100H68V99H67ZM75 100H76V99H75ZM88 100H89V98H88ZM90 100H91V99H90ZM111 100H112V99H111ZM113 100H114V102L116 101L115 99H113ZM123 100L125 101V99H123ZM130 100H131V99H129V101H130ZM142 100H143V99H142ZM205 100H206V99H205ZM207 100H208V99H207ZM209 100H210V102H209ZM209 100H208L209 103H207V107H208V106H210V107H208L209 109L206 107V110H207V109L210 110V109L214 108V106H215V105L211 102L212 100H211V99H209ZM216 100H217V99H216ZM218 100H220V99H218ZM218 100H217V103H220V101L218 102ZM225 100H226V99H225ZM229 100H230V99H229ZM250 100H251V99H250ZM12 101H14V98H13ZM73 101H69V102H73ZM82 101H83V100H82ZM85 101H86V100H85ZM96 101H97V100H96ZM101 101H102V100H101ZM103 101H102V102H103ZM108 101H110V100H108ZM118 101H119V100H118ZM147 101H148V100L144 101V102H143V105H144V103L147 105ZM164 101H163V102H164ZM169 101H168V102H169ZM184 101H185V100H184ZM246 101H247V100H246ZM14 102H16V101H14ZM14 102H13V103H14ZM24 102H26V100H25ZM34 102H35V101H34ZM34 102H33V103H34ZM36 102H37V101H36ZM56 102H57V100H56ZM64 102H66V101L64 100ZM80 102H81V101H80ZM114 102L112 103V105H114ZM135 102H136V101H135ZM160 102H161V101H160ZM170 102H169V104H170ZM181 102H180V103H181ZM186 102H187V101H186ZM193 102H194V101H193ZM204 102H205V101H204ZM206 102H207V101H206ZM214 102H216V101H214ZM221 102H222V100H221ZM224 102H225V101H224ZM249 102H250V101H249ZM251 102H252V101H251ZM256 102H257V101H256ZM18 103H19V102H17V106L19 107ZM40 103H41V102H40ZM82 103H83V102H81V104L79 105V100H78V105H79V107H80V106H81V107L83 106L84 103H83V104H82ZM89 103H90V102H89ZM117 103H118V102H116L114 106H117V105H116ZM149 103H150V104L147 105V106H151V105H152V108H153L154 110H156L155 113H157V117H160V113L157 111L159 103H158V104L156 103L157 105L155 104L157 108L155 107V105H153L154 103H151V102H149ZM197 103H198V102H197ZM261 103H262V102H261ZM10 104H11V103H10ZM15 104H16V103H15ZM15 104H14V105H15ZM27 104H28V102H27ZM29 104H30V102H29ZM31 104H32V103H31ZM43 104H44V103H42V106H43ZM50 104H51V103H50ZM50 104H49V106H51ZM58 104H59V103H58ZM63 104H64V103H63ZM72 104H73V103H72ZM91 104H92V103H91ZM91 104H90V105H91ZM95 104H97V103H95ZM141 104H142V103H141ZM166 104H167V103H165V105H166ZM172 104H171V105H172ZM175 104H174V105H175ZM186 104H187V103H186ZM189 104H190V102H189ZM205 104H206V103H204V105H205ZM209 104H212V107H211V105H209ZM257 104H258V103H257ZM1 105H2V104H1ZM4 105H5V104H4ZM11 105H12V104H11ZM34 105H35V104H34ZM45 105H47V103H46ZM69 105H71V104L69 103ZM97 105H98V104H97ZM102 105H103V104H102ZM139 105H140V104H139ZM146 105L144 106L145 108H146ZM190 105H191V104H190ZM213 105H214V106H213ZM218 105H219V106H222V104H221V105L218 104ZM218 105H217V107H219ZM24 106H25V105H24ZM52 106H53V105H52ZM58 106H59V105H58ZM64 106H66V105H64ZM75 106H76V105H75ZM100 106H101V104H100ZM140 106H141V105H140ZM153 106H154V107H153ZM159 106H160V105H159ZM168 106H170V105H167V106H165V107L163 106L161 109H164V110H165V108H167ZM185 106H186V105H185ZM185 106H184V108H186ZM188 106H189V105H188ZM192 106H193V105H192ZM198 106H199V105H198ZM200 106H201V105H200ZM236 106H237V105H236ZM245 106H246V105H245ZM259 106H261V104H260ZM0 107H1V106H0ZM7 107H8V106H7ZM18 107H16V109H17ZM37 107H39V106H37ZM37 107H36V108H37ZM47 107H48V106H47ZM72 107H73V106H72ZM104 107H107V106H104ZM104 107H103V108H104ZM125 107H126V106H125ZM142 107H143V106H142ZM173 107H174V106H173ZM180 107L182 108L183 106L180 105ZM180 107H177V109H178L177 113H179ZM195 107H197V106H195ZM234 107H235V105H234ZM242 107H243V106H241L240 108H242ZM10 108H11V107H10ZM12 108H13V107H12ZM30 108H31V107H30ZM32 108H33V107H32ZM39 108H40V107H39ZM49 108H50V107H49ZM51 108H53V107H51ZM59 108H62V107L59 106ZM65 108H66V107H64V108L62 109V110H64L63 112H65ZM74 108H75V107H74ZM77 108H78V107H77ZM77 108H76V109H77ZM128 108H129V106H128ZM140 108H141V107H140ZM155 108H156V109H155ZM168 108L170 109V107H168ZM168 108H167V109H168ZM197 108H198V107H197ZM202 108H203V107H202ZM255 108H256V107H255ZM18 109H21V108H18ZM25 109H26V108H25ZM69 109H70V108H69ZM69 109H68V111H69ZM90 109H91V108H90ZM93 109H94V108H93ZM97 109H98V107H97ZM101 109H102V108H101ZM125 109H126V108H125ZM125 109H123V110L125 111ZM146 109H148V108H146ZM149 109H150V108H149ZM149 109H148V110H149ZM174 109H175V107L173 108V110H172V108H171L172 112H174V111L176 110V109H175V110H174ZM190 109H192V107H191ZM220 109H221V107H220ZM226 109H228V107H227ZM235 109H236V108H235ZM242 109H243V108H242ZM242 109H241V110H242ZM260 109H261V107H260ZM5 110H6V109H5ZM50 110H51V109H50ZM80 110H81V108H80ZM91 110H92V109H91ZM98 110H99V109H98ZM98 110H97V111H98ZM103 110L106 111L105 108L102 109V111H103ZM120 110H121V109H120ZM140 110H141V109H140ZM154 110H151V112H150V110H149V112H147L146 114L149 115V117H151L150 114H148V113H152V111H154ZM171 110H170V111H171ZM206 110H205V111H206ZM233 110H234V109H233ZM238 110H239V108H238ZM254 110H255V109H254ZM254 110H253V111H254ZM257 110H258V108H257ZM257 110H256V111H257ZM22 111H23V110H22ZM32 111H33V110H32ZM68 111L66 110V112H67L66 114L69 113ZM72 111H73V110H72ZM76 111H77V110H76ZM89 111H90V110H89ZM95 111H96V110H95ZM117 111H118V110H117ZM117 111H116V112H117ZM161 111H162V110H161ZM161 111H160V112H161ZM166 111H167V110H166ZM184 111H185V110H184ZM193 111H194V110H193ZM193 111H192V113H193ZM197 111H198V110H197ZM203 111H204V110H203ZM210 111H212V110H210ZM214 111H216V110L214 109ZM214 111H213V112H214ZM258 111L261 112V116H262V114L264 113V112H263V109H262V111H260V110H258ZM258 111H257V112H258ZM0 112H1V110H0ZM18 112H19V111H18ZM20 112H21V111H20ZM53 112H54V111H53ZM53 112H52V113H53ZM116 112H113L114 115L116 114ZM118 112H119V111H118ZM127 112H128V111H127ZM135 112H136V111H134V113H135ZM142 112H143V111H142ZM145 112H146V111H145ZM172 112H169V113H167V115H166V113L163 111V113L166 115L167 118L170 119V117H171V120H174V117H172V116H173V114H176V113H175L176 111H175L174 113H172ZM180 112H181V111H180ZM185 112H186V111H185ZM189 112H190V111H189ZM189 112L187 111V113H189ZM194 112H195V111H194ZM219 112H220V111H219ZM221 112H224V110L221 111ZM231 112H232V113H231V115H232V114H233V111H231ZM246 112H247V110H246ZM262 112H263V113H262ZM9 113H10V112H9ZM73 113H74V112H73ZM76 113H80V112L78 111V112H76ZM122 113H123V116H124V115H125V112H122ZM129 113H130V111L127 113V115H128ZM143 113H144V112H143ZM161 113H162V112H161ZM170 113H171V114H170ZM181 113H182V112H181ZM187 113H185V115H186ZM190 113H191V112H190ZM190 113H189V115H190ZM197 113H198V112H197ZM197 113H196V114H197ZM201 113H202V112H201ZM226 113H228V111H227ZM236 113L238 114V112H236ZM236 113H235V114H236ZM249 113H250V112H249ZM255 113H256V112H255ZM2 114H3V112H2ZM14 114H16V113H14ZM50 114H51V113H50ZM63 114H64V113H63ZM109 114H110V113H109ZM109 114H108V116H109ZM111 114H112V113H111ZM118 114H120V113H118ZM146 114H143L144 117L146 116V119H145V118H142L143 116L141 115V118L144 119L145 121L147 120V115H146ZM152 114L154 115V112H153ZM193 114H194V113H193ZM202 114H205V112L202 113ZM208 114H209V112H208ZM211 114L215 115L216 112H215V113H211ZM219 114H221V113H219ZM219 114H218V115H219ZM259 114H260V113H259ZM9 115H10V114H9ZM17 115H18V114H17ZM17 115H16V116H17ZM76 115H78V114H76ZM82 115H83V114H82ZM87 115H88V114H87ZM95 115H96V114H95ZM120 115H121V114H120ZM127 115H126V117H127ZM162 115H163V114H162ZM169 115H170V116H169ZM180 115H181V114H180ZM182 115H183V113H182ZM182 115H181V116H182ZM194 115H195V114H194ZM197 115H198V114H197ZM221 115H222V114H221ZM223 115H224V114H223ZM223 115H222V116H223ZM241 115H242V114H241ZM249 115H250V114H249ZM35 116H36V115H35ZM35 116H34V117H35ZM83 116H84V115H83ZM105 116L108 118L107 115H105ZM123 116L121 115V117H123ZM139 116H140V115H139ZM183 116H184V115H183ZM186 116H188V114H187ZM190 116H192V115H190ZM201 116H202V115H201ZM201 116H199V117H201ZM204 116H206V115H204ZM209 116H210V115H209ZM222 116H220V117H222ZM226 116H227V114H226ZM229 116H230V115H229ZM261 116H260V117H261ZM7 117H8V116H7ZM9 117H10V116H9ZM11 117H12V116H11ZM45 117H46V116H45ZM51 117H52V116H51ZM55 117H56V116H55ZM75 117H76V116H75ZM80 117L83 118L81 115L79 116V118H80ZM85 117H86V116H85ZM85 117H84L83 119H84V120L86 119L85 121H88L89 118H85ZM91 117H92V116H91ZM94 117H95V116H94ZM126 117H123V120H121L122 118L120 119V117L117 118L119 121H120V120L123 121L122 124H123V126H124V124H125L124 127H126V124H127V125L130 124V121L127 122V120H129V118L127 119ZM149 117H148V118H149ZM163 117H164V116H162L161 118H163ZM175 117L177 118L178 116H175ZM194 117H196V115H195ZM207 117H208V116H207ZM216 117H218L217 114H216ZM224 117H225V116H224ZM230 117H231V116H230ZM241 117H242V116H241ZM0 118H2V117H0ZM4 118H5V117H4ZM37 118H38V117H36V119H37ZM57 118H58V117H57ZM66 118H67V117H66ZM76 118H77V117H76ZM95 118H96V117H95ZM98 118H99V117H98ZM98 118H97V119H98ZM102 118H104V117L102 116ZM124 118L127 119V120H125L127 123H124ZM136 118H137V117H136ZM138 118H139V117H138ZM138 118H137V120L140 121V118H139V119H138ZM152 118H156V116H154V117L152 116L150 120H152ZM172 118H173V119H172ZM202 118H203V116H202ZM211 118H212V117H211ZM261 118H262V117H261ZM44 119H45V118H44ZM58 119H59V118H58ZM63 119H64V118H63ZM67 119H68V118H67ZM77 119H78V118H77ZM90 119H91V118H90ZM108 119H111V118H108ZM112 119H113V117H112ZM117 119H116L115 121L113 120L112 122H116V121H118ZM134 119H135V117H134ZM164 119H165V117H164ZM177 119H178V118H177ZM200 119H201V118H200ZM208 119H210V118H208ZM212 119H214V121L216 120L215 118H212ZM222 119H223V117H222ZM226 119H227V117H226ZM5 120H6V119H5ZM10 120H11V119H10ZM16 120H17V119H16ZM24 120H25V119H24ZM49 120H51V119L49 118ZM73 120L76 121L75 119H73ZM92 120H94L93 122H95V121H98L99 119H98V120H95V119L93 118ZM104 120H105V119H104ZM104 120H103V121H104ZM106 120H107V119H106ZM137 120L135 119V121L133 122V121H132V118H131V121L133 122V124H134L135 122H137ZM148 120H149V119H148ZM157 120H158V119H157ZM157 120H156V122H157ZM167 120H168V119H167ZM182 120H183V119H182ZM190 120H192V119H190ZM196 120L198 121V119H196ZM206 120H207V119H206ZM210 120H211V119H210ZM210 120H209V121H210ZM218 120H219V118H218ZM218 120H217V121H218ZM220 120H221V119H220ZM229 120H230V119H229ZM233 120H234V118H233ZM237 120H238V119H237ZM257 120H259V119H257ZM6 121H9V120H6ZM18 121H19V120H18ZM51 121H52V120H51ZM67 121H68V120H67ZM80 121H82V119H81ZM107 121H108V120H107ZM107 121H105V123H106ZM119 121H118V122H119ZM141 121H143V120H141ZM168 121H169V120H168ZM179 121H180V119H179ZM214 121H211V123L214 122ZM225 121H226V120H225ZM241 121H242V120H241ZM253 121H256V120H253ZM253 121H251V125H253V123H254ZM263 121H264V120H263ZM10 122H11V121H10ZM23 122H24V121H23ZM26 122H27V120H26ZM26 122H25V123H26ZM42 122H43V121H42ZM44 122H45V120H44ZM61 122H62V121H61ZM63 122H64V121H63ZM89 122H90V121H89ZM89 122H88V123H89ZM93 122L91 121V125H92ZM100 122H101V121H100ZM100 122H99V123H100ZM108 122H109V121H108ZM108 122H107V123H108ZM118 122H116V125H115V123H113L115 126H111V127H114V128L116 127V129H117V126H119V125L121 126V125H122L121 122H120V124H119ZM151 122H152V121H151ZM154 122H155V121H154ZM154 122H152V123H154ZM170 122H171V121H170ZM174 122H175V120H174ZM203 122H204V121H203ZM206 122H207V121H206ZM218 122H219V121H218ZM218 122H217V124H218ZM223 122H224V120H223ZM227 122H228V121H227ZM230 122L232 123V120H231ZM234 122H235V123H238V122H236V119L234 120ZM252 122H253V123H252ZM2 123H3V122H2ZM6 123H7V122H6ZM15 123H17V122H15ZM20 123H21V121H20ZM49 123H50V122H49ZM58 123H59V122H58ZM82 123H83V122H82ZM82 123H81V124H82ZM97 123H98V122H97ZM107 123H106L105 125H107ZM117 123H118V125H117ZM128 123H129V124H128ZM139 123H142V122H139ZM143 123H144V122H143ZM143 123H142V124H143ZM152 123H151V124H152ZM220 123H221V122H220ZM220 123H219V124H220ZM231 123H230V124H231ZM235 123H234V124H235ZM239 123H240V122H239ZM258 123H259V122H258ZM22 124H23V123H22ZM22 124H20V125L22 126ZM55 124H56V123H55ZM78 124H79V123H78ZM78 124H77V125H78ZM85 124L87 125L86 122H85ZM94 124H95V123H94ZM100 124H101V123H100ZM109 124H110V123H109ZM131 124H132V123H131ZM131 124H130V125H131ZM144 124H145V123H144ZM146 124H147V123H146ZM154 124H155V123H154ZM165 124H167V123H164V125H165ZM172 124H173V121H172ZM178 124H179V123H178ZM200 124H202V120H201V123H200ZM225 124H226V123H225ZM232 124H233V123H232ZM240 124H241V123H240ZM246 124H247V123H246ZM2 125H3V124H2ZM4 125H5V123H4ZM7 125H8V123H7ZM10 125H11V124H10ZM14 125H16V124H14ZM14 125H13V131H12V132L15 134V133H18V131H19L20 129L18 130V127L15 126V127H17V130H18V131L16 130L17 132H14V130L16 129V128H14ZM56 125H57V124H56ZM64 125H65V124H64ZM71 125H72V124H70V126H71ZM74 125H75V124H74ZM77 125H76V126H77ZM91 125H89V126L91 127ZM130 125H129L128 127H126V128H127V129H128L129 127H132V128H133V125H132V126H130ZM148 125L151 126L149 123H148ZM148 125H147V126H148ZM155 125H156V124H155ZM164 125H163V126H164ZM175 125H176V124H175ZM204 125H205V124H204ZM206 125H207V124H206ZM206 125H205V126H206ZM208 125H210V123H209ZM215 125H216V121H215ZM248 125H249V124H248ZM254 125H255V124H254ZM260 125H261V123H259V125H257V126L260 127ZM0 126H1V124H0ZM25 126L27 127V126H29V124H28V125H27V124L24 125V128H25ZM72 126H73V125H72ZM80 126H82V125H80ZM83 126H84V123H83ZM89 126H88V127H89ZM93 126H94V125H93ZM93 126H92V128H93ZM101 126H103V125H101ZM108 126H109V125H108ZM134 126H135V124H134ZM136 126H137V125H136ZM138 126H139V125H138ZM158 126H160V124H158ZM168 126H169V124H168ZM173 126H174V125H173ZM205 126H204V128L207 127V126H206V127H205ZM216 126H217V127H215L214 129H216V128H217V130L220 129V128L218 127V125H216ZM227 126H229L228 123H227ZM233 126L236 127V125H233ZM239 126H240V125H239ZM257 126H256V128H257ZM8 127H9V126H8ZM58 127H59V126H58ZM67 127H68V126H67ZM67 127H64V128L67 129ZM106 127H107V126H106ZM111 127H108V128L111 129ZM152 127H153V124H152ZM152 127H150V128H152ZM156 127H157V126H156ZM156 127L154 126L153 129L156 128ZM169 127H170V126H169ZM178 127H179V126H178ZM178 127H176L175 129H178ZM210 127L212 128V125H211ZM223 127H224V126H223ZM223 127L221 126V128H223ZM241 127H242V126H241ZM246 127H249V126H246ZM246 127H245V128H246ZM250 127H251V126H250ZM250 127H249V128H250ZM259 127H258V128H259ZM261 127H263V125H262ZM27 128H28V127H27ZM72 128H73V127H72ZM84 128H85V127H84ZM103 128H104V127H103ZM132 128H131V129H132ZM160 128H161V127H160ZM166 128H167V127H166ZM202 128H203V126H202ZM225 128H226V126H225ZM229 128H230V127H229ZM258 128H257V129H258ZM32 129H33V128H32ZM32 129H31V130H32ZM48 129H49V128H48ZM50 129H51V128H50ZM56 129H58V128H56ZM78 129H79V128H78ZM87 129H88V128H87ZM89 129H91V128H89ZM105 129H106V128H105ZM110 129H108V130H106V131L108 132ZM116 129H115V131H116ZM118 129H119V128H118ZM118 129H117V130H118ZM134 129H135V128H134ZM140 129H141V126H140ZM148 129H149V128H148ZM156 129H157V128H156ZM163 129H164V128H163ZM167 129H168V128H167ZM206 129H209V128H206ZM253 129H254V126H253ZM28 130H30V129L28 128ZM58 130H59V129H58ZM80 130H82V129L80 128L79 131H80ZM93 130H94V129H93ZM101 130L103 131V129H101ZM101 130H100V131H101ZM111 130H113V129H111ZM119 130H120V129H119ZM135 130H136V129H135ZM160 130H161V129H160ZM165 130H166V129H165ZM197 130H198V129L196 128V131H197ZM217 130H215V132H217ZM221 130L224 131V129H221ZM227 130H228V129H227ZM231 130H232V129H231ZM231 130H230V132H231ZM24 131H26V128H25L23 131H21L22 134H23ZM59 131H61V130H59ZM59 131H58V132H59ZM68 131H69V129H68ZM70 131H71V130H70ZM70 131H69V133L74 134V133H72V132H70ZM72 131H73V130H72ZM76 131H77V130H76ZM79 131H78V132H79ZM100 131H99V133H100ZM104 131H105V130H104ZM121 131H122V130H121ZM168 131H169V130H168ZM170 131H171V130H170ZM248 131H249V129H248ZM250 131H251V130H250ZM257 131H258V130H257ZM10 132H11V131H9V133H10ZM73 132H74V131H73ZM78 132H77V134H75V135H78ZM135 132H136V131H135ZM162 132H164V130H163ZM176 132H177V131H176ZM197 132H198V131H197ZM211 132H212V131H211ZM226 132H227V131H226ZM230 132H229V134H230ZM255 132H256V130H255ZM13 133H10V134H13ZM19 133H20V131H19ZM79 133L81 134V132H79ZM84 133H85V132H84ZM91 133H92V132H91ZM94 133H95V132H94ZM94 133H92V134L94 135ZM102 133H103V132H102ZM109 133L112 134L111 131H109ZM109 133H108V134H109ZM115 133H118V132H115ZM128 133H130V132H128ZM137 133H138V132H137ZM166 133H167V132H166ZM199 133H200V131H199ZM205 133H206V132H205ZM217 133H218V132H217ZM219 133H220V132H219ZM219 133H218V134H219ZM251 133H252V132H251ZM25 134H26V133H25ZM86 134H88V133H86ZM92 134H90V135L88 134V135H89L88 137H90ZM138 134H139V133H138ZM142 134H143V133H142ZM168 134H169V133H168ZM210 134H211V133H210ZM214 134H215V133H213V135H214ZM221 134H223V133H221ZM225 134H227V133H225ZM7 135H8V134H7ZM43 135H44V134H43ZM55 135H56V134H55ZM75 135H74V137H72V135H71L72 139H74V138L76 139V136H75ZM116 135H117V134H116ZM134 135H135V134H134ZM139 135H140V134H139ZM163 135H164V134H163ZM202 135H203V134H202ZM213 135H212V137H213ZM219 135H220V134H219ZM250 135H251V134H250ZM255 135H256V134H255ZM257 135H258V134H257ZM10 136H11V135H10ZM44 136H45V135H44ZM68 136H70V135H68ZM79 136H80V137H79ZM85 136H86V135H85ZM104 136H105V135H104ZM120 136H121V135H120ZM167 136H168V135H167ZM173 136H174V135H173ZM200 136H201V135H200ZM203 136H205V135H203ZM225 136H228V138H229V135H225ZM253 136H254V135H253ZM11 137H12V136H11ZM16 137H17V135H16ZM66 137H67V136H66ZM78 137H79L80 139L83 138L82 135H78ZM93 137H94V138H93ZM96 137H97V136H96ZM96 137H95V136H92L93 140H95V139L98 138V137H97V138H96ZM111 137H112V135H111ZM115 137H116V136H115ZM117 137H119V136H117ZM135 137H136V136H135ZM163 137H164V136H163ZM215 137L217 138V137H219V136L215 135ZM215 137H214V138H215ZM220 137H221V136H220ZM231 137H232V136H231ZM6 138H9V137H6ZM164 138H165V137H164ZM168 138H169V136H168ZM191 138H192V137H191ZM201 138H202V136H201ZM216 138H215V139H216ZM225 138H226V137H225ZM253 138H254V137H253ZM45 139H46V138H45ZM72 139H71V140H72ZM84 139H86V137H85ZM87 139H88V138H87ZM102 139H103V138H102ZM126 139L128 140V138H126ZM158 139H159V138H158ZM182 139H183V138H182ZM186 139H188V137H187ZM229 139H231V138H229ZM256 139H257V138H256ZM48 140H49V139H48ZM77 140H78V138L76 139V141H77ZM100 140H101V139H100ZM100 140H98V141H100ZM103 140H104V139H103ZM155 140H156V139H155ZM160 140H161V139H160ZM189 140H190V139H189ZM189 140H188V144H189ZM203 140H204V138H203ZM218 140H219V139H218ZM225 140H227V139H224V141H225ZM257 140H258V139H257ZM0 141H1V138H0ZM36 141H37V140H36ZM43 141H44V140H43ZM56 141H57V139H56ZM67 141H68V139H67ZM69 141H70V140H69ZM79 141L81 142L82 139H81V140H78V142H79ZM85 141L87 142L88 140H85ZM104 141H105V140H104ZM180 141H181V140H180ZM183 141H184V140H183ZM191 141H192V140H191ZM196 141H197V140H196ZM206 141H207V140H206ZM206 141H205V142H206ZM216 141H217V140H216ZM222 141H223V139H222ZM253 141H254V140H253ZM255 141H256V140H255ZM32 142H33V141H32ZM38 142H39V141H38ZM51 142H52V141H51ZM59 142H60V144L63 143V141H59ZM71 142H72V141H71ZM88 142H89V141H88ZM181 142H182V141H181ZM219 142H220V141H219ZM230 142H231V141H230ZM230 142H229L228 144H230ZM233 142H234V141H233ZM41 143H42V142H41ZM64 143H65V142H64ZM81 143H82V142H81ZM90 143H91V142H90ZM90 143H89V144H90ZM99 143H100V142H99ZM103 143H104V142H103ZM134 143H135V142H134ZM186 143H187V141H186ZM192 143H193V141H192ZM192 143H190V145H192ZM194 143H196V142H194ZM206 143H207V142H206ZM208 143H209V142H208ZM208 143H207V144H208ZM221 143L223 144V142H221ZM258 143H259V142H258ZM34 144H35V143H34ZM45 144H47V143L45 142ZM50 144H51V143H49V145H50ZM56 144H57V143H55L54 145L56 146ZM60 144H59V146H60ZM72 144H73V143H72ZM83 144H84V143H83ZM108 144H110V143H108ZM159 144H161V142H160ZM173 144H174V143H173ZM178 144H179V143H178ZM224 144H226V142H224ZM231 144H233V143H231ZM253 144H254V143H253ZM3 145H4V144H3ZM3 145H2V146H3ZM5 145H6V144H5ZM12 145H13V144H12ZM15 145H16V144H15ZM37 145H39V143H38ZM84 145H85V144H84ZM90 145H91V144H90ZM180 145H181V144H180ZM202 145H203V144H202ZM256 145H257V143H256ZM6 146H7V145H6ZM19 146H20V145H19ZM41 146H42V145H41ZM41 146H40V147H41ZM50 146H51V145H50ZM61 146L64 147L63 144H61ZM85 146H86V145H85ZM88 146H89V145H88ZM88 146H86V147H88ZM98 146H99V145H98ZM175 146H176V145H174V148H175ZM192 146H193V145H192ZM197 146H198V145H197ZM205 146H206V145H205ZM205 146L203 145V148H204ZM208 146H209V145H208ZM208 146H207V147H208ZM226 146H227V145H225V147H226ZM228 146H229V145H228ZM15 147H16V146H15ZM17 147H18V146H17ZM28 147H29V146H28ZM38 147H39V146H38ZM42 147H43V146H42ZM42 147H41V148H42ZM48 147H49V146H48ZM51 147H52V146H51ZM56 147H57V146H56ZM65 147H66V145H65ZM90 147H91V146H90ZM90 147H89V148H90ZM178 147H179V146H178ZM180 147H181V146H180ZM194 147H195V146H194ZM256 147H257V146H255V148H256ZM6 148H7V147H6ZM6 148H5V149H6ZM9 148H10V145H9ZM9 148H7V149H9ZM35 148H37V147H35ZM69 148H70V147H69ZM69 148H68V149H69ZM168 148H169V147H168ZM174 148H173V149H174ZM176 148H177V147H176ZM186 148H187V147H186ZM192 148H193V147H192ZM214 148H215V147H214ZM220 148H221V147H220ZM227 148H228V147H226V149H227ZM14 149H15V148H14ZM16 149H17V148H16ZM42 149H43V148H42ZM61 149H62V147H61ZM61 149H60V150H61ZM66 149H67V148H66ZM114 149H115V147H114ZM181 149H182V148H181ZM187 149H189V148H187ZM197 149H198V148H197ZM197 149H196V150H197ZM260 149H261V148H260ZM3 150H4V149H3ZM31 150H32V149H31ZM31 150H29V152H28V150H27L26 152H28V153H33V152H31ZM37 150H38V149H37ZM37 150L34 151V153H35L34 155H36V153H38V151L40 150V148H39L38 151H37ZM60 150H59V152H60ZM70 150H71V148H70ZM94 150H96V149H94ZM178 150H179V148H178ZM178 150H177V151H178ZM4 151H5V150H4ZM4 151H3V152H4ZM6 151H7V150H6ZM11 151H12V150H11ZM57 151H58V150H57ZM111 151H113V150H111ZM131 151H132V150H131ZM131 151H130V152H131ZM134 151H135V150H134ZM134 151H133V152H134ZM169 151H170V150H169ZM174 151H175V149H174ZM180 151H181V150H180ZM185 151H187V150H185ZM191 151H193V150L191 149ZM219 151H220V150H219ZM3 152H2V153H3ZM7 152H8V151H7ZM14 152H15V151H14ZM20 152H21V151H20ZM39 152H41V151H39ZM51 152H52V151H51ZM51 152H50V154H51ZM61 152H62V151H61ZM61 152H60V153H61ZM68 152H69V151H68ZM104 152H105V151H104ZM172 152H173V151H172ZM172 152H171V153H172ZM206 152H208L207 149H206ZM210 152H211V151H210ZM212 152H213V151H212ZM12 153H13V152H12ZM15 153H16V152H15ZM22 153H23V154H26V153H24V150H22ZM54 153H56V152H54ZM171 153H170V154H171ZM221 153H222V152H221ZM18 154H19V153H18ZM40 154H41V153H40ZM168 154H169V152L167 153V155H168ZM175 154H177V153H175ZM189 154H190V153H189ZM193 154H194V153H193ZM211 154H212V153H211ZM214 154H215V152H214ZM219 154H220V152H219ZM8 155H9V154H8ZM12 155H13V154H12ZM26 155H31V154H26ZM57 155H58V154H57ZM65 155H66V154H65ZM69 155H70V154H69ZM69 155H67L66 157H68ZM129 155H130V154H129ZM0 156L2 157V154H1V153H0ZM5 156H7V155H5ZM5 156H3V158H4ZM52 156H53V155H52ZM162 156H163V153H162ZM165 156H166V154H165ZM173 156H174V155H173ZM7 157H8V156H7ZM45 157H46V156H45ZM58 157H59V156H58ZM58 157H57V160L59 161ZM134 157H135V156H134ZM134 157H133V158H134ZM137 157H138V156H137ZM143 157H144V156H143ZM166 157H167V158H168V157H171V155H170V156H166ZM201 157H202V156H201ZM3 158H2L1 160H3ZM21 158H22V157H21ZM41 158H42V157H41ZM59 158H60V157H59ZM69 158H70V157H69ZM71 158H72V157H71ZM71 158H70V159H71ZM144 158H146V157H144ZM147 158H148V156H147ZM153 158H154V157H153ZM175 158H176V157H175ZM196 158H197V157H196ZM196 158H195V160H197ZM205 158H206V157H205ZM4 159L6 160V158H4ZM18 159H19V157H18ZM45 159H46V158H45ZM62 159H64V158H62ZM67 159H68V158H67ZM164 159H166V158H164ZM164 159H163V160H164ZM171 159H173V158H171ZM198 159H199V158H198ZM203 159H204V158H203ZM218 159H219V158H218ZM31 160H33V159H31ZM65 160H66V159H65ZM71 160H72V159H71ZM121 160H122V159H121ZM143 160H144V159H143ZM143 160H142V161H143ZM152 160H153V159H152ZM155 160H156V159H155ZM160 160H161V159L159 158V161H160ZM163 160H161L162 163H163ZM220 160H221V159H220ZM261 160H262V159H261ZM21 161H22V160H21ZM33 161H34V160H33ZM35 161H36V159H35ZM37 161H38V160H37ZM61 161L63 162V160H61ZM81 161H82V160H81ZM81 161H80V162H81ZM156 161H157V160H156ZM259 161H260V160H259ZM259 161H258V162H259ZM29 162H30V161H29ZM56 162H57V161H56ZM117 162H118V161H117ZM138 162H139V161H138ZM149 162L151 163V160H150V159H149ZM197 162H198V161H197ZM215 162H216V161L214 160V163H215ZM218 162H219V161H218ZM25 163H26V162H25ZM25 163H24V164H25ZM120 163H121V162H120ZM158 163H160V162H158ZM166 163H168V161H167ZM183 163H184V162H183ZM255 163H256V162H255ZM27 164H29V163L27 162ZM58 164H59V162H58ZM78 164H79V163H78ZM83 164H84V163H83ZM125 164H126V163H125ZM134 164H135V163H134ZM139 164H140V163H139ZM151 164H152V163H151ZM175 164H176V163H175ZM200 164H201V163H200ZM216 164H217V163H215V165H216ZM259 164H260V162H259ZM263 164H264V163H263ZM263 164H260V165L262 166ZM29 165H31V164H29ZM29 165H23V167H26V166L28 167ZM79 165H80V164H79ZM159 165H160V166H158V165H157V166H158V167H161L162 164L160 163ZM165 165H166V164H165ZM165 165H164V166H165ZM168 165H169V164H168ZM202 165H204V164H202ZM213 165H214V164H213ZM215 165H214L213 167H215ZM15 166H16V165H15ZM17 166H19V165H17ZM31 166H32V165H31ZM58 166H59V165H58ZM136 166H137V165H136ZM139 166H140V165H139ZM256 166H258V165L256 164V165H255V168H256ZM261 166H260V167H261ZM27 167H26V168H27ZM167 167H168V166H167ZM219 167H220V166H219ZM262 167H264V166H262ZM262 167H261V168H262ZM14 168H15V167H14ZM26 168H25V170L28 169V168H27V169H26ZM29 168H30V167H29ZM32 168H33V167H32ZM162 168H163V166H162ZM193 168L196 169L195 166H193ZM193 168H192V169H193ZM258 168H259V166H258ZM132 169H133V168H132ZM157 169H158V168H157ZM159 169H160V168H159ZM169 169H170V168H169ZM236 169H237V168H236ZM236 169H235V170H236ZM21 170H22V169H21ZM65 170H66V169H65ZM149 170H150V169H149ZM162 170H163V169H162ZM167 170H168V169H167ZM172 170H173V169H172ZM262 170H264V169L262 168V169L260 170V172H261ZM58 171H59V170H58ZM69 171H70V169H69ZM137 171L139 172V170H137ZM173 171H174V170H173ZM182 171H184V170H182ZM258 171H259V170H258ZM2 172H3V171H2ZM23 172H24V171H23ZM65 172H66V171H65ZM67 172H68V170H67ZM151 172H152V171H151ZM191 172H192V171H191ZM194 172H196V171L194 170ZM194 172H193V174H194L193 176H196V173H194ZM3 173H5V172H3ZM21 173H22V172H21ZM63 173H64V171H63ZM168 173L171 174L170 172H168ZM185 173H186V172H184V175H185ZM256 173H258V172H256ZM5 174H6V173H5ZM22 174H24V173H22ZM28 174H29V173H27V175H28ZM57 174H58V173H57ZM64 174H65V173H64ZM136 174H137V173H136ZM178 174L180 175V173H178ZM178 174H177V176H178V178H179V175H178ZM253 174H254V173H253ZM262 174H263V173H262ZM262 174H261V175H262ZM58 175H60V174H58ZM126 175H127V174H126ZM138 175H139V174H138ZM166 175H167V174H166ZM254 175H255V174H254ZM256 175H257V174H256ZM128 176H129V175H128ZM164 176H165V175H164ZM168 176H169V175H168ZM180 176H181V175H180ZM1 177H2V176H1ZM3 177H4V176H3ZM37 177H38V176H37ZM134 177H135V176H134ZM139 177H140V176H139ZM152 177H153V174H152ZM152 177H151V178H152ZM155 177H156V175H155ZM170 177H171V175H170ZM186 177H187V176H186ZM5 178H6V177H5ZM99 178H100V177H99ZM126 178L128 179L129 177H126ZM136 178H137V177H136ZM181 178H183V177H181ZM188 178H190V176H188ZM195 178H196V177H195ZM127 179H126V180H127ZM153 179H154V178H153ZM165 179H168V177L166 176ZM179 179H180V178H179ZM197 179H198V177H197ZM197 179H195V180H197ZM100 180H101V179H100ZM103 180H104V179H103ZM118 180H119V179H118ZM149 180H150V179H149ZM169 180H170V179H168L167 181H169ZM174 180H175V179H174ZM174 180H172V181L174 182ZM177 180H178V179H177ZM177 180H176V181H177ZM181 180H183V179H181ZM192 180H193V177H192ZM198 180H199V179H198ZM231 180H232V179H231ZM231 180H230V181H231ZM241 180H242V178H241ZM119 181H122V180H119ZM141 181H142V179H141ZM143 181H144V180H143ZM150 181H151V180H150ZM167 181H165V183H164L163 181H161V182H163L164 184H166ZM170 181H171V180H170ZM170 181H169V182H170ZM193 181H194V180H193ZM234 181H235V180H234ZM3 182H4V181H3ZM126 182H127V181H126ZM135 182H136V181H135ZM155 182H157V181H155ZM159 182H160V180H159ZM178 182H179V181H177V184H178ZM180 182L182 183V181H180ZM209 182H211V180H210ZM143 183H144V182H143ZM174 183H176V182H174ZM174 183H173V184H174ZM134 184H135V183H134ZM158 184H159V183H158ZM168 184H169V183H168ZM168 184H167V185H168ZM183 184H185V183H183ZM201 184H203V183H201ZM4 185H5V184H4ZM58 185H59V184H58ZM148 185H150V184H148ZM148 185H147V186H148ZM162 185H163V184H162ZM170 185H171V184H169L168 186L170 187ZM181 185H182V184H181ZM186 185H188V184L186 183ZM189 185H190V183H189ZM189 185H188V186H189ZM191 185H192V184H191ZM0 186H1V185H0ZM24 186H25V184H24ZM154 186H155V184H154ZM154 186H153V187H154ZM168 186H166V188H165L166 190H167V187H168ZM172 186H173V187H171V188H173V190H174L175 187H174V185H172ZM175 186H176V185H175ZM177 186H178V185H177ZM177 186H176V188H177ZM182 186H184V185H182ZM205 186H206V185H205ZM2 187H3V186H2ZM8 187H9V186H8ZM142 187H143V186H142ZM145 187H146V186H145ZM158 187H159V185H158ZM163 187H164V185H163ZM186 187H187V186H186ZM186 187H185V188L183 187V188L186 189ZM210 187H212V186H210ZM9 188H10V187H9ZM161 188H162V187H161ZM171 188H170V190H171ZM178 188H179V187H178ZM188 188H189V187H188ZM207 188H208V187H207ZM4 189H5V188H4ZM10 189H11V188H10ZM55 189H56V188H55ZM126 189H127V188H126ZM146 189H147V187H146ZM154 189H155V187L153 188V190H154ZM156 189L158 190V188H156ZM159 189H160V188H159ZM165 189H162V190H163V193H162V191H161V189H160V191H157L158 193H155V194H160V193L164 194V192H165L164 190H165ZM168 189H169V188H168ZM180 189H181V188H180ZM7 190H8V189H7ZM85 190H86V189H85ZM144 190H145V189H144ZM151 190H152V189H151ZM186 190H187V189H186ZM189 190H190V189H189ZM207 190H208V189H207ZM26 191H27V190H26ZM57 191H58V190H57ZM87 191H88V190H87ZM113 191H114V190H113ZM146 191H147V190H146ZM178 191H179V190H178ZM180 191H181V190H180ZM21 192H22V191H21ZM123 192H124V190H123ZM159 192H160V193H159ZM168 192H169V190H168ZM171 192H173V191H171ZM171 192H170V193H171ZM182 192H183V190H182ZM252 192L254 193L255 191H252ZM252 192H251V194H252ZM0 193H1V192H0ZM7 193H9V192H7ZM106 193H107V192H106ZM112 193H113V192H112ZM112 193H111V195L113 196ZM146 193H147V192H146ZM153 193H154V192H153ZM174 193H175V190H174V192H173V195H174ZM178 193H179V192H178ZM202 193H203V192H202ZM208 193H209V192H208ZM216 193H217V192H216ZM25 194H26V193H25ZM155 194H154V195H155ZM179 194H180V193H179ZM182 194H184V193H182ZM212 194H213V192H212ZM15 195H16V194H15ZM85 195H86V194H85ZM88 195H89V194H88ZM105 195H106V194H105ZM109 195H110V193H109ZM151 195H153V194H151ZM154 195H153V196H154ZM171 195H172V194H171ZM175 195H177V194H175ZM175 195H174V196H175ZM207 195H211V193H210V194H207ZM207 195H205V196L207 197ZM25 196H26V195H25ZM168 196H169V195H168ZM214 196H215V195H214ZM81 197L83 198V196H81ZM140 197H141V196H140ZM144 197H145V196H144ZM150 197H151V196H150ZM150 197H149V198H150ZM155 197H156V196H155ZM158 197L161 198L162 196H158ZM158 197H156V199H157ZM172 197H173V196H172ZM181 197H182V196H180V198H181ZM196 197H197V196H196ZM211 197H212V196H211ZM36 198H37V197H36ZM86 198H88V197H86ZM169 198H170V196H169ZM174 198H175V197H174ZM174 198H172V199H174ZM178 198H179V197H178ZM208 198H209V196H208ZM208 198H206V199H208ZM228 198H229V196L227 197V199H228ZM1 199H2V198H1ZM59 199H60V198H59ZM152 199H153V198H152ZM176 199H177V198H176ZM209 199H210V198H209ZM230 199H231V198H230ZM144 200H145V199H144ZM165 200H166V199H165ZM66 201H68V200H66ZM81 201H82V200H81ZM150 201H151V200H150ZM152 201H153V200H152ZM152 201H151V202H152ZM166 201H168V200H166ZM179 201H181V200H179ZM184 201H185V200H184ZM186 201H187V200H186ZM186 201H185V202H186ZM195 201H196L195 203H197V200H195ZM203 201H204V200H203ZM227 201H228V200H227ZM49 202H50V201H49ZM60 202H61V201H60ZM60 202H59V203H60ZM135 202H138V201L135 200ZM141 202H142V201H139V203H141ZM156 202H157V201H156ZM161 202H162V201H161ZM198 202L200 203V201H198ZM204 202H205V201H204ZM16 203H17V202H16ZM74 203H75V202H74ZM125 203H126V202H125ZM133 203H134V201H133ZM153 203L155 204V201H153ZM167 203H168V202H167ZM178 203H179V202H178ZM181 203H182V202H181ZM186 203H187V202H186ZM225 203H226V202H225ZM3 204H4V203H3ZM36 204H37V203H36ZM81 204H82V203H81ZM86 204H87V203H86ZM126 204H127V203H126ZM136 204H137V203H134V205H136ZM146 204H147V203H146ZM148 204H149V203H148ZM151 204H152V203H151ZM179 204H180V203H179ZM200 204H201V203H200ZM203 204H204V203H203ZM203 204H201V205L203 206ZM208 204H209V203H208ZM4 205H5V204H4ZM4 205H3V206H4ZM12 205H13V204H12ZM22 205H23V204H22ZM37 205H38V204H37ZM82 205H84V204H82ZM124 205H125V204H124ZM129 205H130V204H129ZM132 205H133V204H132ZM230 205H231V204H230ZM31 206H32V205H30V207H31ZM33 206H34V205H33ZM77 206H78V205H77ZM77 206H76V207H77ZM138 206H139V205H138ZM211 206H212V205H211ZM11 207H12V206H11ZM26 207H27V206H26ZM35 207H36V206H35ZM80 207H81V206H80ZM123 207H124V206H123ZM127 207H128V206H127ZM131 207H132V206H131ZM131 207H130V208H131ZM181 207L184 208V206H182V205H181ZM109 208H111V207H109ZM151 208H152V207H151ZM182 208H181V209H182ZM74 209H75V208H74ZM105 209H106V208H105ZM21 210H22V209H21ZM36 210H37V207H36ZM111 210H112V209H111ZM119 210H120V208H119ZM123 210H124V209H123ZM125 210H126V208H125ZM199 210H200V209H198V211H199ZM0 211H1V210H0ZM23 211H24V210H23ZM132 211L135 212L134 209H133ZM132 211H131V212H132ZM176 211H177V210H176ZM186 211H187V210H186ZM186 211H185V212H186ZM5 212H6V211H5ZM28 212H30V211L28 210ZM73 212H74V211H73ZM108 212H109V211H108ZM108 212H107V214H108ZM113 212H115V210L112 211L111 213H113ZM116 212H117V210H116ZM116 212H115V213H116ZM123 212H124V211H123ZM128 212H129V211H128ZM202 212H204V211H202ZM202 212H199V213H202ZM233 212H234V211H233ZM6 213H7V212H6ZM19 213H20V212H19ZM19 213H18V214H19ZM146 213H148V212H146ZM146 213H145V214H146ZM149 213H150V212H149ZM149 213H148V214H149ZM189 213H190V212H189ZM199 213H197V215H199ZM206 213H207V212H206ZM210 213H211V212H210ZM1 214L3 215L4 212L1 213ZM13 214H14V213H13ZM67 214H68V213H67ZM72 214H73V213H72ZM117 214H118V213H117ZM129 214H130V213H129ZM135 214H136V213H135ZM145 214L142 215V217L147 215V214H146V215H145ZM184 214H186V213H184ZM20 215H22V214H20ZM113 215H114V214H113ZM158 215H159V214H158ZM166 215H167V214H166ZM179 215H180V214H179ZM192 215H194V214L192 213ZM195 215H196V214H195ZM204 215H205V214H204ZM212 215H214V214H212ZM6 216H7V215H6ZM10 216H11V215H9V217H10ZM17 216H18V215H17ZM134 216H136V215H134ZM134 216H132V217H134ZM152 216H153V215H152ZM182 216H183V215H182ZM188 216H189V215H186V217H188ZM190 216H191V213H190ZM200 216H202V215H200ZM200 216H198V217H200ZM94 217H95V216H94ZM104 217H105V216H104ZM104 217H103V218H104ZM109 217H111V214H110ZM109 217H108V218H109ZM117 217H118V216H117ZM120 217H121V216H120ZM120 217H119L118 219H120ZM126 217H127V216H126ZM148 217H149V215H148ZM155 217H156V216L154 215V218H155ZM175 217H177V216H175ZM179 217H180V216H179ZM179 217H178V218H179ZM191 217H192V216H191ZM193 217H194V216H193ZM193 217H192V218H193ZM206 217H207V216H206ZM211 217H212V216H211ZM11 218H12V216H11ZM111 218H112V217H111ZM128 218H130V216H129ZM128 218H127V219H128ZM180 218H181V217H180ZM183 218L185 219L184 216H183ZM0 219H1V218H0ZM25 219H26V218H25ZM52 219H53V218H52ZM59 219H60V218H59ZM94 219H95V218H94ZM98 219H101V218L99 217ZM143 219H144V218H143ZM156 219H157V218H156ZM184 219H183V220H184ZM193 219H194V218H193ZM203 219H204V218H203ZM211 219H212V218H211ZM216 219L218 220V218H216ZM216 219H215V220H216ZM5 220H6V219H5ZM12 220H13V219H12ZM109 220H110V219H109ZM125 220H126V219H125ZM157 220H158V219H157ZM164 220H165V219H164ZM186 220H187V218H186ZM200 220L202 221V219H200ZM217 220H216V221H217ZM13 221H14V220H13ZM16 221H17V220H16ZM24 221H25V220H24ZM59 221H62V219L59 220ZM59 221H58V222H59ZM114 221H115V220H114ZM114 221H113V222H114ZM120 221H123V222H124V220H120ZM126 221H127V220H126ZM141 221H142V220H141ZM181 221H182V220H181ZM192 221H193V220H192ZM192 221H191V222H192ZM198 221H199V220H198ZM201 221H200V222L195 221L196 223H195L194 221H193V222L196 224V227H197V223H198V225H200ZM203 221H204V220H203ZM203 221H202V223H203ZM208 221H209V218H208ZM210 221H211V220H210ZM212 221H213V219H212ZM14 222H15V221H14ZM91 222H92V221H91ZM97 222H98V220H97ZM97 222H96V223H97ZM101 222H102V221H101ZM113 222H112V223H113ZM123 222H122V224H123ZM149 222H150V219L148 218V222H147V223H149ZM168 222H169V221H168ZM184 222H186V221H184ZM191 222L189 221V223H191ZM204 222H205V221H204ZM217 222H218V221H217ZM7 223H8V222H7ZM7 223H6V225L9 224V223H8V224H7ZM59 223H60V222H59ZM116 223H117V222H116ZM143 223H144V222H143ZM194 223H193V224H194ZM202 223H201V224H202ZM212 223H213V222H212ZM17 224H18V223H17ZM40 224H41V223H40ZM88 224H89V223H88ZM100 224H101V223H100ZM106 224H108V223L106 222ZM122 224L120 225V223H118V225H120V226H122ZM153 224H154V223H153ZM187 224H188V223H187ZM206 224H207V222L205 223V227L207 226ZM41 225H42V224H41ZM95 225H96V224H95ZM115 225H116V224H115ZM164 225H165V224H164ZM167 225H170V226H168V227L171 228V227H172V226H171V221H170ZM167 225H166V226H167ZM184 225H185V224H184ZM189 225H190V224H189ZM189 225H188L187 227H189ZM3 226H5V225H3ZM102 226H105V224L102 225ZM120 226H119V227H120ZM125 226H126V225H125ZM125 226H124V227H125ZM129 226H130V225H129ZM132 226H135V224L132 225ZM192 226H193V225H192ZM192 226H190V227H192ZM203 226H204V223H203ZM203 226H202V227H203ZM10 227H14V226L11 224ZM47 227H49V226H47ZM53 227H54V226H52L51 228H53ZM82 227H83V226H82ZM98 227H99V226H97V228H98ZM110 227H111V226H110ZM119 227H116V228L119 229ZM122 227H123V226H122ZM122 227H121L120 229H124V228H122ZM130 227H131V226H130ZM137 227H138V226H137ZM149 227H150V226H149ZM168 227H167V228H168ZM174 227H175V225H174ZM176 227H177V226H176ZM190 227H189V228H190ZM40 228H41V227H40ZM42 228H43V227H42ZM112 228H113V227H111V229H112ZM116 228H115V229H116ZM125 228H126V227H125ZM134 228H135V227H134ZM139 228H140V227H139ZM152 228H153V227H152ZM164 228H165V227H164ZM169 228H168V229H169ZM172 228H173V227H172ZM178 228H179V227H178ZM178 228H176V229H178ZM199 228H200V227H199ZM203 228H204V227H203ZM262 228H264V227H262ZM11 229H12V228H11ZM75 229L77 230V228H75ZM111 229H110V230H111ZM115 229H114V231H115ZM127 229H128V228H127ZM131 229H132V228H131ZM131 229H130V230H131ZM168 229H167V230H168ZM173 229H174V228H173ZM183 229H184V228H183ZM195 229H196V228H195ZM195 229H194V232H191V231H193L192 228L189 229V230H191L190 232L188 231L189 234H190V236H192V234L195 233ZM197 229H198V227H197ZM43 230H44V229H43ZM43 230L40 229L41 232H42ZM82 230H83V229H82ZM97 230H99V229H97ZM107 230H109L108 227H107ZM124 230H126V229H124ZM150 230H151V229H150ZM155 230H158V229L155 228ZM174 230H175V229H174ZM7 231H8V230H7ZM11 231H12V230H11ZM35 231H36V230H35ZM37 231H38V230H37ZM49 231H51V230H49ZM64 231H66V230H64ZM87 231H88V230H87ZM128 231H129V230H127V232H128ZM134 231H135V229H134ZM152 231L154 232V230H152ZM158 231H159V230H158ZM185 231H186V230H185ZM9 232H10V231H9ZM32 232H33V231H32ZM41 232H39V233H41ZM67 232H68V230H67ZM82 232H83V231H82ZM103 232H104V231H103ZM103 232H102V233H103ZM107 232H110V231H107ZM107 232H106V233H107ZM112 232H113V230H112ZM112 232H110L111 235H114V234L116 233V231L113 232L114 234H113ZM119 232H120V231H119ZM127 232H126V233H127ZM167 232H168V231H167ZM167 232H166V233H167ZM172 232H173V231H172ZM175 232H176V231H175ZM182 232H183V231H182ZM196 232H197V231H196ZM6 233H7V232H6ZM37 233H38V232H37ZM64 233H65V232H64ZM70 233H71V232H69V234H70ZM86 233H87V232H86ZM102 233H101V234H102ZM121 233H123V232L121 231ZM155 233H156V232H155ZM191 233H192V234H191ZM4 234H5V232H4ZM62 234H63V232H62ZM66 234H67V233H66ZM94 234H95V232H94ZM97 234H98V233H97ZM119 234H120V233H119ZM119 234H118V235H119ZM124 234H125V233H124ZM128 234H130V233H128ZM128 234H127V236H128ZM152 234L154 235V233H152ZM172 234H173V233H172ZM175 234H176V233H175ZM244 234H245V231H244ZM73 235H74V234H73ZM90 235H92V234L90 233ZM98 235L100 236V233H99ZM106 235H107V234H106ZM121 235H122V234H121ZM130 235H131V234H130ZM168 235H169V234H168ZM178 235H179V234H178ZM178 235H177V236H178ZM4 236H6L7 239H8V236H9V235H8V236H7V235H4ZM4 236H3V237H4ZM11 236H12V235H11ZM20 236H21V235H20ZM41 236H42V234H41ZM44 236H45V232H44ZM77 236H79V235L77 234ZM102 236H103V235H102ZM127 236H126V235H125V237L122 236V238H123V237H124V238H127L128 241H129L130 238H129V236H128V237H127ZM132 236H133V234H132ZM171 236H172V235H171ZM179 236H180V235H179ZM182 236H183V234H182ZM188 236H189V235H188ZM230 236H232V235L230 234ZM245 236H246V235H245ZM9 237H10V236H9ZM14 237H15V236H14ZM33 237H34V236H33ZM51 237H52V236H51ZM61 237H63V236L61 235ZM70 237H72V236H70ZM75 237H76V235H75ZM83 237H84V236H83ZM96 237H97V236H96ZM106 237H107V236H106ZM133 237H134V236H133ZM20 238H21V237H20ZM20 238H19V239H20ZM22 238H23V235H22ZM38 238H39V237H38ZM79 238H80V237H79ZM79 238H78V239H79ZM92 238H93V237H92ZM97 238H99V237H97ZM103 238H105V237H103ZM103 238H102V239H103ZM114 238H115V239H114V241H115V240H116V236H115ZM117 238H119V236H117ZM185 238H186V237H185ZM232 238H234V236H233ZM4 239H5V238H4ZM26 239H28V238H26ZM36 239H37V238H36ZM44 239L46 240V238H44ZM44 239H43V240H44ZM52 239H53V237H52ZM62 239H63V238H62ZM62 239H61V240H62ZM94 239H96V238H94ZM111 239H112V237H111ZM127 239H126V241H127ZM132 239H133V238H132ZM161 239H163V238H161ZM11 240H12V239H11ZM11 240H10V242H11ZM40 240H41V239H40ZM63 240H64V239H63ZM80 240H81V239H80ZM117 240H118V239H117ZM130 240H131V239H130ZM163 240H164V239H163ZM176 240H177V239H176ZM182 240H183V237H182ZM230 240H231V239H230ZM243 240H245V239H243ZM32 241H33V240H32ZM64 241H65V240H64ZM83 241H84V240H83ZM83 241H82V242H83ZM96 241H98V240L96 239ZM112 241H113V240H112ZM112 241H111V240L109 241V239H108V240L105 241V242H106V243H107V242H111V243H112ZM123 241H124V239H123ZM126 241H125V242H126ZM128 241H127V242H128ZM166 241H167V239H166ZM179 241H180V240H177V241L175 242V240H174V243H178ZM183 241H184V240H183ZM183 241H182V242H183ZM185 241H186V239H185ZM241 241H242V240H240V242H241ZM8 242H9V241H8ZM17 242H18V241H17ZM24 242H25V241H24ZM45 242H46V241H45ZM70 242H71V241H70ZM82 242H81V243H82ZM85 242H86V240H85ZM93 242H94V241H93ZM105 242L103 241V243H105ZM118 242L120 243V240H118ZM130 242H131V241H130ZM132 242H134V241H132ZM153 242H154V241H153ZM168 242H169V241H168ZM168 242H167V243H168ZM180 242H181V241H180ZM182 242H181V243H182ZM230 242H232V241H230ZM3 243H5V242H3ZM65 243H66V242H65ZM74 243H75V241H74ZM86 243H87V242H86ZM111 243H109V245H110ZM115 243H116V241H115ZM115 243H114V244H115ZM121 243H122V242H121ZM121 243H120V245H118V243H117V245H116V244H115V245H116V246H121ZM151 243H152V242H151ZM183 243H184V242H183ZM183 243H182V245H184ZM237 243H238V242H237ZM5 244H6V243H5ZM28 244H29V243H28ZM34 244H35V243H34ZM37 244H38V242H37ZM71 244H72V243H71ZM71 244H70V245H71ZM128 244H129V243H126L127 246H128ZM131 244H132V243H131ZM242 244H243V243H242ZM16 245H17V244H16ZM22 245H23V244H22ZM46 245H47V244H46ZM61 245H62V244H61ZM72 245H73V244H72ZM72 245H71V246H72ZM78 245H79V244H78ZM85 245H86V244H85ZM99 245H100V244H99ZM101 245H104V244H101ZM101 245H100V246H101ZM129 245H130V244H129ZM148 245H150V244H148ZM164 245H165V244H164ZM169 245H170V242H169ZM169 245H168V246H169ZM173 245H174V244H173ZM175 245H176V244H175ZM2 246H3V245H2ZM4 246H5V245H4ZM28 246H29V245H28ZM28 246H27V247H28ZM32 246H34V245L32 244ZM41 246H42V245H41ZM41 246H39V247H41ZM44 246H45V245H44ZM49 246H50V245H49ZM79 246H80V245H79ZM100 246H99V247H100ZM106 246L108 247L109 250H111L110 248H112V247H110V246H112V245H110V246L106 245ZM122 246H123V243H122ZM150 246H151V245H150ZM150 246H149V247L147 246V247L150 248ZM0 247H1V244H0ZM42 247H43V246H42ZM51 247H53V246H51ZM69 247H70V246H69ZM88 247H89V244H88ZM107 247H106V248H107ZM109 247H110V248H109ZM113 247H114V246H113ZM124 247H125V245H124ZM141 247H142V246H141ZM143 247H144V246H143ZM12 248H13V247H12ZM31 248H32V247H31ZM77 248H78V247H77ZM81 248H82V247H81ZM81 248H79V250H80ZM83 248L88 249L87 246H85V247H83ZM83 248H82V250H83ZM96 248H97V247H96ZM103 248H105V246H104ZM114 248H115V247H114ZM128 248H129V247H128ZM128 248L125 247V248H123V249H125V250H123V251L121 250V251L124 253V252H126V249H128ZM134 248H135V247H134ZM137 248H138V247H137ZM144 248H146V247H144ZM144 248H141V249H144ZM5 249H6V248H5ZM21 249H22V248H21ZM44 249H46V247H44ZM51 249H53V248H51ZM55 249H57V248L55 247ZM55 249H54V250H55ZM61 249H62V248H61ZM61 249H60V250H61ZM73 249H74V248H73ZM98 249H99V248H98ZM116 249H117V248H116ZM141 249H140V250H141ZM180 249L183 250V247L180 248ZM46 250H47V249H46ZM74 250H75V249H74ZM74 250H73V251H74ZM77 250H78V249H77ZM79 250H78V251H79ZM82 250H80V251H82ZM95 250H96V249H95ZM112 250H114V249H112ZM129 250H130V249H129ZM9 251H10V250H9ZM43 251H44V250H43ZM64 251H65V250H64ZM80 251H79V253H80ZM91 251L94 252V250H91ZM104 251H105V250H104ZM118 251H119V250H118ZM121 251H119V252H121ZM135 251H136V250H134L133 252H135ZM144 251H145V249H144ZM146 251H147V250H146ZM146 251H145V252H146ZM175 251H176V250H175ZM49 252H50V251H49ZM55 252H56V251H54V253H53V250H52V256L54 255V257H55ZM71 252H72V251H71ZM75 252H76V250H75ZM75 252H74V253H75ZM93 252H92V253H93ZM100 252H101V251H100ZM100 252H99V253H100ZM106 252H107V250H106ZM106 252H105V253H106ZM109 252H110V251H109ZM122 252H121V254H122ZM141 252H143V251H141ZM148 252H149V251H148ZM172 252H174V250L171 251V253H172ZM179 252H180V251H179V249H178V254H180ZM0 253H1V252H0ZM7 253H8V252H7ZM31 253H32V252H31ZM40 253H41V252H40ZM87 253H88V252H87ZM92 253H91V254H92ZM96 253H97V252H96ZM96 253L94 252V254H96ZM107 253H108V252H107ZM107 253H106V254H107ZM114 253H115V252H114ZM169 253H170V251H169ZM1 254H2V253H1ZM19 254H20V253H19ZM75 254H77V253H75ZM80 254H81V253H80ZM88 254H90V252H89ZM94 254H93V255H94ZM106 254H105L104 256H106ZM108 254H109V253H108ZM110 254H111V253H110ZM128 254H131V253H128ZM137 254H138V253L136 252V253H135L136 257H137ZM146 254H147V253H146ZM146 254H145V258H146ZM173 254H174V253H173ZM178 254H177V255H178ZM190 254H191V253H188V255H190ZM218 254H220V253H218ZM221 254H222V253H221ZM6 255H7V254H6ZM6 255L4 256V258H6ZM39 255H41V254H39ZM50 255H51V254H50ZM81 255H82V254H81ZM96 255H97V254H96ZM98 255H99V254H98ZM135 255H132V256H135ZM138 255H140V254H138ZM141 255H142V254H141ZM175 255H176V254H175ZM185 255H186V254H185ZM191 255H192V254H191ZM200 255H201V254H200ZM206 255H207V254H206ZM15 256H16V255H15ZM18 256H19V255H18ZM94 256H95V255H94ZM104 256L102 255L103 258H105ZM110 256H111V255H110ZM142 256H143V255H142ZM170 256H171V255H170ZM192 256H193V255H192ZM204 256H205V255H204ZM204 256H203V257H204ZM213 256H215V255H213ZM11 257H12V255H11ZM39 257H40V256H39ZM49 257H50V256H48L47 261L50 262V260H51L52 257H51L50 259H49ZM54 257H53V259H54ZM69 257H70V256H69ZM83 257H84V256H83ZM91 257H93V256L91 255ZM91 257H89V258H91ZM99 257H100V256H99ZM99 257L97 258L98 260H99ZM143 257H144V256H143ZM0 258L2 259L3 256L0 257ZM19 258H20V257H19ZM71 258H72V257H71ZM73 258H75V256H74ZM87 258H88V255H87ZM87 258H86V259H87ZM95 258H96V257H95ZM103 258H102V259H103ZM108 258H109V257H108ZM129 258H130V256H129ZM133 258H134V257H133ZM178 258H179V257H178ZM178 258H177V260H178ZM205 258H206V257H205ZM221 258H222V257H221ZM221 258H220L219 260H221ZM261 258H262V257H261ZM263 258H264V256H263ZM33 259H34V258H33ZM33 259H31V261H32ZM39 259H40V258H39ZM48 259H49V260H48ZM53 259H52V261H53ZM58 259H59V258H58ZM78 259H79V258H78ZM81 259H82V258H81ZM92 259H93V258H92ZM92 259H91V260H92ZM137 259H138V257H137ZM175 259H176V258H175ZM211 259H213V258H211ZM215 259H216V258H215ZM217 259H218V258H217ZM241 259H242V258H241ZM4 260H5V259H4ZM9 260H10V259H9ZM11 260H12V259H11ZM15 260H17V259H14V262H16ZM41 260H42V258H41ZM82 260H84V259H82ZM89 260H90V259H89ZM89 260H88V262L91 261V260H90V261H89ZM105 260H106V258H105ZM109 260H110V259H109ZM112 260H113V258H112ZM148 260H149V259H146V261H148ZM204 260H205V259H204ZM5 261H6V260H5ZM34 261H35V259H34ZM38 261H39V260H38ZM38 261H37V262H38ZM93 261H94V260H93ZM95 261H96V260H95ZM143 261H144V260H143ZM173 261H175V260H173ZM200 261H201V260H200ZM205 261H206V260H205ZM262 261H263V260H262ZM3 262H4V261H3ZM8 262H10V261H8ZM109 262H110V261H108V263H109ZM126 262H127V260H126ZM126 262H125V264H126ZM139 262L141 263V258H140V261H138V264H140ZM206 262H207V261H206ZM215 262H216V261H215ZM244 262H245V261H244ZM244 262H243V263H244ZM257 262H258V261H257ZM4 263H6V262H4ZM11 263H12V262H11ZM50 263H51V262H50ZM55 263H56V262H55ZM61 263H62V262H61ZM77 263H78V262H77ZM82 263H84V262H82ZM142 263H145V261L142 262ZM194 263H195V262H194ZM199 263H200V262H199ZM199 263H198V264H199ZM260 263H261V262H260ZM6 264H7V263H6ZM9 264H10V263H9ZM30 264H31V263H30ZM46 264H47V263H46ZM48 264H49V263H48ZM52 264H53V262H52ZM79 264H80V263H79ZM86 264H87V262H86ZM94 264H95V263H94ZM133 264H134V263H133ZM172 264H173V263H172ZM195 264H196V263H195ZM203 264H204V262H203ZM206 264H207V263H206ZM209 264H212V263L209 262ZM215 264H216V263H215Z\"/></svg>", "mask_w": 264, "mask_h": 264}]
</instances>
